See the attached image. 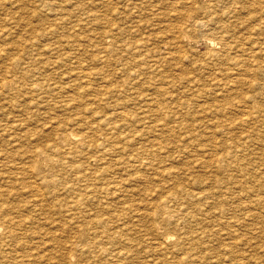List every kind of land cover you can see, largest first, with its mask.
Here are the masks:
<instances>
[{"label":"rangeland","instance_id":"374dc122","mask_svg":"<svg viewBox=\"0 0 264 264\" xmlns=\"http://www.w3.org/2000/svg\"><path fill=\"white\" fill-rule=\"evenodd\" d=\"M16 1L17 0H7V1L6 0H0V2H1L0 8L2 9V11L7 12V10H9L7 13H2V11L0 12V20H1L0 21V32H1V34H0L1 35L0 36V51H2V52H0V69L2 68L6 72L5 73L2 69L0 70V72L3 71L0 74H1L2 78H4V79H2L0 76V78L2 79V80L0 79V84L7 83L10 80L6 84V85H9V87H7L8 89L5 87H3V89L0 88L1 89L0 90L1 91L0 96L3 97L4 95H6L3 97V99H5V100H3V99L1 100V97H0V106H1L0 109H3V106H6L8 108L7 109L6 107H4V108H6V109H3L5 112L0 110V125H2V127H0V134L2 131L5 133L7 130H10V131L13 130L11 132L7 131L8 133L6 132V134H4L2 132V134L0 135V237H2V238H0V264H109V263L112 264L113 262H114V264H116L117 262H119V264H151V263L155 264V262L157 264H159V263L160 264H162V263L163 264L164 263L165 264H173L175 261H180L179 264H186L187 261H186L185 255H184L186 253L185 252L186 251V241H185V237L181 238L182 236L186 235V233H184L186 231V228H185L186 225H183L185 223H184V218L182 216L186 210V207H187L185 205V204H187V200L184 199V198H186L184 190L188 188V184H187L186 179L189 178L190 173L192 172L191 175H195V174L199 173L200 170H202L199 166H197V167L195 166L192 168V171L189 172V170H188L189 166L186 165V164H188V161H187L188 157L186 156V154H187L186 151L189 149L187 147L188 146L187 144H189L190 142H192L194 140L195 141L200 140L201 142H203L205 140H208V139L211 140L213 138L212 140L216 139L217 140L216 143H218V144H220V142H222L221 143L222 147H219L220 150L218 149L217 152H215V151L210 152V154L212 153V156L210 155L212 159L209 158L210 156H207L208 157L207 159L204 158V160H208V161L203 164V166L204 165L205 166H204L202 171H204L206 169L205 172L208 174L210 173L209 169L212 170L213 166L215 164H219V166L221 164V167L222 166L226 167V163H227V165H229V166L232 164L230 167L231 170H225L224 175H227V173H229V175L232 178H234V180H237V179L241 180L244 177L239 175L240 173L238 172L239 170H238L236 165L239 164L238 160H240V159L243 160V161L240 160V162L242 164V168H243L241 172H243L244 176H246V180L244 181L246 183L243 184L244 185L243 187H242V184H240V188L241 189L243 188L245 191H243L242 194L238 195L237 196L238 198L236 197L237 202L241 201L243 204L245 203L244 206L240 208V210H241V212L242 211L245 212V211H248V209L250 208L249 212H247L249 214L252 212H258V213L261 212V214L264 213V205H263L264 204V195H263L264 190L260 189L261 185H262L261 188H264V182H263L264 181L263 180L264 179V176H263L264 172L262 171L264 169V0H221L220 2H219V0L218 1L216 0L217 2H215V0H211L212 3L210 2V0H194V1L193 0H98V1H101V3L98 2L97 0H68L69 2H67V0H63V1L62 0H52L53 2L50 0H25V1H22V0L19 1L18 0L17 4H16ZM186 1H188V3H190V4H188ZM223 1H225L226 4L225 3L223 4ZM12 2H13V4H12ZM20 2L21 3L23 2L24 4L22 3V6H20L21 5V4H19ZM57 2H59V3L57 4ZM63 2L65 3V5H67L66 7H65ZM184 2H186V3L184 4ZM209 2H210V4H208ZM231 2H232V4H231ZM41 3H42V5H41ZM191 3H192V5H191ZM229 3L231 6L229 5ZM3 4H4V6H3ZM51 4H53V5H51ZM56 4H57V6H56ZM25 5H26V7H25L26 11H25V8L23 7ZM50 5H51V7H50ZM1 6H3V7H1ZM44 6L48 7L47 11H46V7L43 8ZM122 6H124V8H123L124 10L122 9ZM193 6L196 9H194ZM20 7L22 8V10ZM64 7H65V9H64ZM221 7H222V9H221ZM228 7L231 10L226 12V10H229ZM4 8H5V10H3ZM18 8L21 10L20 14H18V12H19ZM23 8H24V11H23ZM50 8L51 9L54 8V10L52 9V11H50ZM131 8H132V11L130 10ZM233 8L235 10H233ZM10 9H11L12 13H15V15L12 13L10 14V12H11ZM239 9L242 12V14H241V12H239ZM58 10H59V12H58ZM134 10L136 13L134 12ZM193 10H195V11L197 10V11L194 12ZM22 11L24 12L23 15L26 14L25 15L26 17L24 16L25 18L21 16ZM118 11H119V13H121V11H122L121 15L122 14H124V15L121 16L118 13ZM206 11L208 14L206 13L207 16H204L203 14H205ZM236 11H237V13H236ZM230 12H231V14H229ZM16 13L18 15H20L21 18H24V19L23 20L22 19L17 20L18 18L20 19V16H18ZM127 14H128V16H127ZM13 15L16 16L17 19H15V17ZM190 17H192V18H190ZM200 17H202V19ZM203 19L205 20V23H204ZM209 19H210V21H209ZM14 20H16V21L14 22ZM24 20H25V22H24ZM5 21H7V22H5ZM17 21H19V22H17ZM195 21L197 22L196 25H195ZM191 22H193L194 26ZM17 23H19V24H17ZM78 23H79L78 27L75 26ZM186 23H188V25L190 23L191 26L190 25L188 26ZM211 23H212V25H211ZM15 24H16V26H15ZM9 25H10V27H9ZM103 25H109V26H103ZM207 25H209V27ZM7 26H8V28H7ZM19 26L22 27V30H24V32L20 29L21 27L19 28ZM198 26H200L199 29H198ZM218 26H219V28H218ZM190 27H192V28H190ZM203 27H205V28L203 29ZM221 27H223V28H221ZM55 28H57V29H55ZM195 28H197V31ZM209 28L212 30L213 33L211 32V30ZM1 29H2V31H1ZM191 29L194 30L195 32L193 31V33H192ZM201 29H203V30H201ZM213 29H215V32ZM218 29H220V31L223 34H225V38H226L227 42H231V44H233L235 48H233L231 50H229L228 48H225V51L227 50L228 55L226 53L221 54L224 57V58L222 57L221 61H219L220 59H218V58H216V60H214V61H209V60H207L206 57L208 56L207 53L208 54L210 53L209 52L210 49H209V46L206 42L207 41L206 39H208L209 37L214 38L217 35V33L220 32V31H218ZM223 29H227L226 30L227 32ZM5 30L7 33L5 32ZM110 30H111V33H110ZM198 30H201L200 34H199ZM216 30L218 32H216ZM228 30L231 31V33L228 32ZM3 31H4L3 34H5L6 36L2 35ZM116 31H117V33H116ZM206 31H209V32H206ZM201 32L204 34H202ZM24 33H26V35ZM210 33H212L211 36H209ZM227 33H228V35L226 36ZM175 34H177V35L175 36ZM178 34H179V37L181 36L180 38H178ZM195 34H197L198 40L196 39ZM205 34H207V35H205ZM213 34H214V37H213ZM190 35H192L194 37V39H192L193 37H191V39H190ZM199 35H201V36H199ZM242 35H243V38H242ZM2 36H3V38H2ZM20 36H21L22 40L20 39ZM24 36H26V37L24 38ZM113 36H114V39L112 38ZM205 36H209V37L205 38ZM228 36H230V38ZM11 37H12V39H11ZM110 37L113 41L110 39ZM200 37H202V38L204 37L205 39L203 38V40H202ZM175 38H177V39H175ZM233 38H235V39H233ZM248 39L249 40L251 39L252 42L249 41ZM226 40H225V42H226ZM238 40H240V41L242 40V41L239 42ZM111 41H112V43H111ZM109 42L111 43V45ZM135 43H138V44H135ZM174 43H175V47H173ZM179 43H182L184 47L183 48L179 47V46H182ZM186 43H187V45H186ZM105 44H107V46L109 45L107 47V49H106ZM114 44L115 45L118 44V45L115 46ZM23 45H25V46L23 47ZM113 45H114V47H112ZM222 45L223 44H221V45L218 44L219 47L220 46L222 47V48L221 47L218 48L217 49L218 51H219V49H220V51L223 50ZM257 47H261V48H259L257 50ZM21 48L23 51L21 50ZM73 48H75V49H73ZM103 48H104V52L106 53V54H104V56H103V52H101V51H103ZM119 48H120V50H118ZM250 48H251V50H250ZM174 49L176 51H173ZM246 49H248V50H246ZM121 50H124V52ZM128 50H130V51H128ZM255 50L257 53L255 52ZM76 51H77V53H76ZM120 51L122 53H120ZM204 51H205V53H204ZM231 51H232V54H231ZM236 51H238V52H236ZM243 51H245L244 52L245 54H243ZM21 52H23L24 55ZM160 52L162 54H160ZM170 52L172 53L171 56H169L171 54ZM101 53H102V55H100ZM251 54H253L254 56ZM98 55H100V56H98ZM13 56H14V59H13ZM17 56H19V57H17ZM156 56H157V58H156ZM202 56H203V59H202ZM225 56L228 58H226ZM102 57H103V59H102ZM106 57H108L107 61L105 59ZM123 57H125V58H123ZM150 57H152V58H150ZM219 57H221V56L219 55ZM230 57L234 58L235 63L237 62V66L244 63L245 65L244 64H242V65L245 67H243L242 65H241L242 67L241 66H239V67L233 66V64L230 63V62H232L231 60H229ZM22 58L24 61L26 59L25 64H23L24 61L22 60ZM154 58L156 60H154ZM158 58H159V60L161 59L160 60L161 63H159L157 61ZM167 58H169V59H167ZM19 59H20V61H18ZM96 59L98 62L96 61ZM100 59H101V61H100ZM142 59H143V61H141ZM145 59L146 60L149 59V60L146 61ZM9 60H10V62H9ZM11 60H12V63L15 62L16 64L15 63L12 64ZM155 61H157V62H155ZM203 61H204L205 65L203 64ZM239 61H242V63L241 62L239 63ZM143 62H145V63H143ZM211 62L214 63V65L211 64ZM220 62H222V63H220ZM247 62H249L251 64H249ZM76 63H79V64H76ZM18 64L21 67L20 69H19V66H17ZM74 64H76V65L74 66ZM80 64H81V66H80ZM225 64H226V67L230 65L229 68L224 67ZM246 64H248L247 65L248 67L246 66ZM22 65H25V66H22ZM203 65H204V67H203ZM208 65H209V67H208ZM217 65L218 66L221 65V66H219V68H218ZM252 65H254L255 67L254 66L251 67ZM256 65L259 67V69ZM16 66H17V68H16ZM206 66L208 69L206 68ZM232 66L237 68V70L239 69V72L237 73V71ZM9 67H11V68H9ZM74 67H75V69H74ZM200 67H201V70H200ZM216 67L218 69H216ZM230 67L232 68V70L230 69ZM78 68H79V70L77 71ZM243 68H248L249 71H248V69L245 70ZM21 69H22V71H21ZM156 69H157V71H156ZM205 69H207L208 71ZM17 70H19V71H17ZM80 70H81V73H80ZM153 70H155V72ZM160 70L162 72H160ZM10 71L11 72L13 71V73L16 71L15 73L18 74L15 76L16 79L10 77V73H11ZM209 71H211V72L213 71V73L210 74ZM220 71H222V72L219 73ZM229 71H233V72H229ZM206 74H209V75H206ZM212 74H214V75L216 74V77L214 78V76H212ZM3 76L8 77V78H5ZM18 76H20V77H18ZM30 76H31V78H30ZM197 76L199 77V79H197L198 78ZM204 76H206L207 78ZM220 76H221V78H220ZM227 76H228V78H227ZM17 77L21 78V82H20V79H18ZM33 77H35V78H33ZM84 77H86V79ZM165 77H167V79ZM186 77H187V79H186ZM203 77H204V79H203ZM168 78L170 80H168ZM219 78L221 79V81L222 80L223 81L221 82ZM234 78H237V79L234 80ZM242 78H244L246 80H244ZM23 79L24 80L26 79V80L24 81ZM160 79H164L163 82ZM192 79H193V81L196 80L197 82H195V81L193 82ZM15 80H18L19 82L15 81ZM87 80H88V82H87ZM210 80H212V81H210ZM215 80H218L221 83V86H220L221 88L217 87V89L219 88L221 90L215 89L216 87H214V85L212 84V82ZM231 80L232 81L234 80V81L232 82ZM237 80L243 81L240 84V86L238 83L235 85V81L237 82ZM11 81H13V82H11ZM168 81H170V82H168ZM203 81L205 82L204 84H207V85H204L202 83ZM16 82H17V85H16ZM160 82H162V83H160ZM223 82L225 84H223ZM229 82H232V84L231 83L229 84ZM13 83H15V85H13ZM166 83H167V85H166ZM194 83H195V85H194ZM226 83H228V84H226ZM179 84H180V86H179ZM242 84H244V85H242ZM261 85H263V86H261ZM14 86H17V88L13 89V88H15ZM24 86H25V88H24ZM183 86H185V87H183ZM195 87H196V89H195ZM197 87H198L199 92L196 91ZM203 87H204V90H203ZM237 87H239V88H237ZM259 87H260V89H259ZM20 88H22V91ZM166 88H168V89H166ZM190 88H193V89H190ZM11 89L13 90L12 93L10 91ZM175 89H176V93H175ZM184 89L187 91H184ZM117 90H118V92H117ZM124 90H125V92H124ZM165 90L166 91L168 90L169 93L173 90L172 93H170L171 96L168 92H165ZM226 90L227 91L229 90L230 92L228 91L229 93H227ZM8 91H10V93ZM105 91H107V92H105ZM113 91H115V92H113ZM192 91L194 93H196V94L193 93L194 96L191 93ZM220 91L222 92V94ZM233 91H235V93H233ZM202 92H206V93H204L205 96L203 95ZM19 93H21V94H19ZM173 93H174L175 99H176V97L178 99L174 100ZM187 93L189 95L191 93V95L193 97L191 95L190 96L187 95ZM175 94H177V95H175ZM206 94L208 95V97ZM219 94L221 95V97L226 98V100L228 102H226L224 98L222 99L220 96H218ZM10 95H12L15 98L13 99V97H11ZM25 95H26V99H25ZM230 95H232V96L229 97ZM201 96L204 98L202 99ZM243 96L244 97L246 96L245 99ZM247 96L250 97L249 98L250 101H249V99H247L248 98ZM17 97L19 98V101H18ZM23 97H24V99H23ZM168 97H169V99H167ZM187 98H189L191 100V102H190V100L186 101ZM148 99H151V100H149V102H148ZM241 99H242V101L243 100L244 101L242 102ZM95 100H96V102H95ZM172 100H174L175 103ZM17 101L20 103V105H18L19 103ZM150 101H151V103H153V102L155 103V104H153L154 105L153 107H151L152 104L150 103ZM224 101H225V103H224ZM234 101L236 103H234ZM247 101H249V102H247ZM7 102H9V103H7ZM11 102H13V103H11ZM144 102H145V104H144ZM171 102L174 104H172ZM181 102H186V103L183 104ZM187 102H188V104H187ZM189 102L192 105H190ZM176 103L178 104V106ZM198 103L200 104L201 109H200V106L198 105ZM223 103H224V105H223ZM227 103H229V104H227ZM244 103H246V104H244ZM16 104H17V106H16ZM180 104H182V105H180ZM225 104H227V105L225 106ZM22 105H24V106H22ZM118 105L120 108L121 107L123 108L122 109V110H124L123 112H125L126 114L129 113L127 115L124 114L126 117H124L123 115L118 116L115 114L117 109L119 108ZM141 105L142 106L146 105V106L142 107ZM222 105H223V107H222ZM18 106H20V107H18ZM149 106L152 108V110H150L151 108ZM155 106H158V107H155ZM175 106H176L177 110H175L176 109ZM187 106L190 108H188ZM210 106L212 108H215L216 110L214 109V112H213V109ZM233 106H234V108H233ZM139 107L143 108L144 110L141 111V109ZM145 107H147V108H145ZM154 107H155V112H154ZM219 107H221V108H219ZM235 107L237 109V112L235 111L236 110ZM19 108L25 114L21 113ZM241 108H243V109H241ZM9 109L11 110V114H10ZM24 109H25V111H24ZM195 109H197L198 112ZM219 109H221V110H219ZM238 109H241V110L238 111ZM13 110H14V112H13ZM172 110H175V111H172ZM189 110H190V112H188ZM210 110H212V111H210ZM224 110H226L227 114ZM6 111H8L9 113ZM140 111L142 112L141 114H140ZM180 111H181V114L179 113ZM184 111H187L188 113L184 112ZM199 111H200V113H199ZM209 111H210V113H209ZM16 112H18L17 114H19V115L15 114ZM143 112H144V114H143ZM170 112H172L173 115ZM174 112H178L179 114L174 113ZM182 112H184V114H182ZM223 112H225V113H223ZM146 113L149 116H147ZM189 113H191V114L194 113V114L191 115ZM107 114H108V116H107ZM164 114H165V116H164ZM20 115H21V118L19 119ZM140 115H142V116H140ZM16 116H18L17 117L18 119L17 118L15 119ZM102 116H104V118ZM175 116L178 118L177 120H176ZM179 116H181V117H179ZM186 116H187V118H186ZM204 116H205V118H204ZM215 116L217 117V121H216ZM117 117H120L121 119L120 118L117 119ZM189 117L191 119L192 118L196 119V121L198 123L200 121L201 122L198 124V123H196L195 120H193V119L191 120ZM219 117L222 118V120H220ZM179 118H181V119H179ZM229 118H230V120H229ZM182 119H183L184 124L181 121ZM239 119H241V121ZM104 120H105V122H104ZM108 120H109V122H108ZM178 120L183 125L180 124V122H177ZM223 120H227L228 122L226 121V123H224ZM9 121L10 122L14 121V124H13L14 126H11L12 123H10ZM17 121L19 123H17ZM23 121H24V125L22 126L21 124H23ZM98 121H100V122H98ZM123 121L128 122V123H125ZM207 121L208 122L212 121V122L207 124ZM245 121H246V123H245ZM20 122H21V124H20ZM191 122L193 124L192 129H191V127H192ZM220 122H222V124ZM113 123H115L117 125H115V124L113 125ZM189 123L191 126V127L189 126L190 128L188 127ZM212 123L214 124L213 126H216V128L212 126ZM4 124H6V125H4ZM104 124L105 125L108 124V125L105 126ZM160 124H162V125L160 126ZM164 124H165V126H163ZM174 124L179 125V127H177ZM228 124H230L231 127H229ZM118 125L120 126V128L117 127ZM124 125H126V127ZM152 125H155V126L152 127ZM180 125H182V126H180ZM184 125L187 127H185ZM199 125H200V128H202V129H200L198 127ZM239 125H241V126H239ZM24 126H26V127L24 128ZM112 126L114 128H112ZM174 126H176L178 129L175 128ZM205 126L206 127L208 126V129ZM210 126H211V128H209ZM251 126H254V131H251L252 130ZM6 127L7 128L9 127V128L7 129ZM17 127H19V128H17ZM21 127H23V128H21ZM132 127L134 128L135 133L134 132L132 133V131H133ZM171 127L172 128L174 127V128L172 129ZM232 127H234L235 129ZM246 127H247V130H246ZM5 128L7 130H5ZM103 128L106 130L105 132H104ZM110 128L112 129V132H114V131H116V132L119 131V132L118 133H116V132L112 133ZM150 128L153 130H154V128L155 129L157 128V129H156V131L155 130L150 131ZM158 128H160V129L163 128V129H161V131L164 133H162ZM164 128H165V130H164ZM241 128H243V129H241ZM176 129L178 130V132L176 131ZM198 129H200L201 132ZM216 129L219 131H217ZM231 129H233L232 131L234 132V134H232L233 132L231 131ZM237 129H238V131H237ZM21 130H24V131L21 132ZM136 130L138 131L137 133H136ZM189 130H190V133H189ZM64 131L69 132L70 134L69 133L64 134L65 133ZM191 131H192V134H191ZM12 132L14 133L12 135L13 138H11ZM24 132L26 133L25 136L23 134ZM62 132H63V134H62ZM129 132H131V133H129ZM172 132H175V133H172ZM219 132H222V133L224 132V134L227 135L228 137L224 136V134L223 135L221 134L222 136H220ZM60 133L62 135H59ZM186 133L189 135H187ZM199 133H201L202 135ZM78 134H80V136H82V137H80ZM168 134L171 137L175 134L174 136L177 138H174V136H173V138H171L170 136H168ZM193 134H194V136H191ZM7 135L9 137V138L7 137L8 139L6 138ZM14 135H15V137H14ZM66 135H68V137H70L72 135H73L72 137L76 136L75 137L76 140L70 139L71 140L70 141L67 138H65ZM89 135L92 136L91 139H90L91 136L88 137ZM182 135H183V137H180ZM200 135L204 136L205 138L203 137V140H201L202 137L200 138ZM209 135L212 136V138H210ZM17 136L19 137V139ZM20 136L23 138H21ZM84 136L88 137V138H85ZM121 136H122V138H120ZM185 136H187V137H185ZM197 136L199 137L198 139H197ZM223 136L226 138H224ZM114 137H116V138H114ZM190 137H192V138H190ZM3 138H4V140H3ZM14 138H16V139H14ZM58 138H60V139H58ZM82 138H83V140H82ZM107 138H110L112 141H110V139L107 140ZM166 138L169 140H166ZM12 139H14L15 141ZM65 139H67V140L65 141ZM86 139H89V140H86ZM184 139H186V140H184ZM11 141H12V143H11ZM67 141H70V143ZM104 141H106V142H104ZM118 141H120V143ZM125 141H126V143H125ZM218 141H220V142H218ZM65 142H66V144L69 143L68 144L69 146L64 145ZM72 142H74V143H72ZM81 142H85L86 144L81 143ZM91 142H93V143H91ZM238 142H239V144H238ZM240 142H242V143H240ZM59 143H61V145ZM105 143H108V144H105ZM182 143H184V144H182ZM229 143H230V145H229ZM70 144L72 145V147L70 146ZM77 144H79V145H77ZM92 144H95L94 145L95 148ZM118 144H120V145H118ZM82 145H87V146H82ZM117 145H118V147H117ZM121 145H122V147L124 146L123 148L125 150H123ZM183 145H185L188 149ZM62 146L64 148H62ZM78 146H79V148H78ZM98 146H99V148H98ZM83 147H84L85 151H84ZM103 147L104 148L108 147V148H106L107 150H104ZM93 148H94V150H93ZM115 148H117V149L119 148L120 151H119V149L117 150ZM126 148H128V149H126ZM129 148H130V150H129ZM222 148H226V149H222ZM234 148H236V149H234ZM56 149L61 151L60 154L58 153L59 151ZM65 149H67V151H65ZM80 149H81V151H84V152L81 153ZM227 149H229L231 152H229V150L227 151ZM54 150H56L57 152ZM73 150H74V152H73ZM103 150L106 152H104ZM109 150H113V151L110 152ZM224 150H225V153L222 155H225V156L221 155V157H220V154L223 153ZM89 151H91V152H89ZM92 151H93V153L96 151L95 152L96 154L94 153V155H92L93 154ZM97 151H99V152H97ZM102 151L105 153V154L103 153V156L101 153ZM177 151L178 152L181 151L180 152L181 154L177 153ZM245 151H246V153H245ZM75 152H76V154H74ZM196 152L199 154L200 151L198 150ZM40 153H41V155H40ZM45 153H46V155H44ZM53 153H55V155ZM57 153L59 155H57ZM70 153H72L71 156H70ZM216 153H218L217 154L218 158L214 157V155ZM62 154H64L65 157ZM85 154H86V156H85ZM123 154H125V156ZM174 154H176V155H174ZM236 154L239 156L236 157ZM104 156H106L105 158H107V159L110 158L109 161H107V159H104ZM185 156L187 157L186 159L184 158ZM83 157L84 158L90 157V159L87 158L88 159L87 164L84 163L85 161H87V159L85 160ZM117 157H119L120 159ZM230 157L233 159H231ZM239 157H242V158H239ZM243 157H245V158H243ZM91 158H92V160H91ZM98 158H102V159L97 160ZM121 158L123 159V161H121L122 160ZM222 158H224V159H222ZM248 159H250V160L248 161ZM67 160H69V161H67ZM81 160H83V161H81ZM103 160L107 161V163H104L105 161H103ZM110 160H112V161H110ZM113 160H115V162ZM182 160L183 161L186 160L187 162L186 161L182 162ZM204 160H203V162H204ZM230 160H232V162L236 163V164L229 163V162H231ZM246 160H247L248 164L246 163ZM222 161H225V162H222ZM81 162H83V163H81ZM94 162L95 163L97 162L98 164L96 163L94 165L93 164ZM112 162L117 163V165L114 163L112 165ZM144 162H146V164ZM249 162H251V163L249 164ZM80 163H81V165L84 166V168L86 170L83 169V166L81 167L79 165ZM109 163H111V166L108 165ZM128 163H129V166L126 165ZM183 163H184V166H183ZM212 163H213V166H212ZM255 163H257V164H255ZM50 164H51V166H49ZM104 164H105V166H104ZM207 164H209V166H207ZM251 164H252V166H251ZM92 165H93V167H92ZM99 165L101 168H99ZM180 165H182V166H180ZM24 166H26V168ZM107 166L110 168V170H109V168H106ZM186 166H188V167H186ZM90 167H92V168H90ZM181 167L183 170L181 169ZM247 167H248V171L251 170L252 172L251 171L248 172L246 169ZM251 167L253 170L250 169ZM80 168L83 169V171L85 170L84 172L86 174L83 171H81ZM105 168H106V170H108L110 172H105V174H103L104 173L103 171H105L104 170ZM166 168H169L170 170L169 169L167 170ZM176 168H178V169L180 168L179 171ZM257 168H259V169H257ZM75 169H76V171H75ZM90 169H91V171H90ZM94 169H95V171H94ZM185 169L187 170V172ZM254 169L257 170V172H255ZM111 170H112V172H111ZM127 170H131V171H127ZM180 170H181V172H180ZM195 170H197V171L195 172ZM22 171H24V173ZM114 171H117L118 175ZM182 171H183V174H182ZM184 171L186 172L188 177H186L187 175L185 174ZM202 171H200L201 174H202ZM230 171H232V172H230ZM258 171H260V172H258ZM76 172H78V173H76ZM89 172H90V175H89ZM95 172L99 173V175L96 174ZM237 172L239 174H236ZM106 173H108V174H106ZM245 173H246V175H245ZM75 174H77V175H75ZM110 174L113 176H111ZM85 175L87 176V179L85 178ZM115 175H116V177L114 180ZM258 175H261L260 176L261 179L260 178L257 179ZM91 176H93V177H91ZM117 176H119V177H117ZM139 176H140V178H139ZM180 176H182V178ZM238 176H239V178H238ZM123 177H124V179L125 178H128V179L124 180ZM143 177L145 178V180ZM90 178L94 179V181H93L94 183H92L93 179H90ZM120 178H121V181L119 180ZM102 179H103V182H102ZM106 179H108V180H106ZM122 179H123V181H122ZM134 179H135V181H134ZM174 179L176 180V182L174 181ZM84 180H85V182H84ZM142 180H143V182H142ZM250 180L251 181L253 180L252 181L253 183ZM78 181L80 182L79 183L80 185L77 184ZM98 181H101V182L99 183ZM104 181H106V184ZM173 181L175 182L176 186L173 185L174 184ZM178 181H180V182H178ZM182 181L183 182L185 181L186 183L185 182L183 183ZM254 181L257 183H255ZM112 182H113V185H115V187L112 185ZM115 182H117V183H115ZM123 182H124V186H122ZM260 182H262V183H260ZM87 183L90 185V187L88 185L89 189L91 188L90 190L87 189L88 188ZM109 183H110V185H109ZM139 183H140V185L138 187L134 188V186L139 184ZM143 183H144V185L142 188ZM179 183H180V185H177ZM107 184L109 185V188H108ZM145 184H147V185H145ZM249 184H251V186H254L255 189L253 187H251ZM92 185H94V186H92ZM99 185H101V186H99ZM95 187H96V189H95ZM99 187H102L103 189L99 188ZM104 187H105V189H104ZM120 187H121V190H120ZM92 188H94L93 191H92ZM123 188H125L124 189L125 194L123 193L124 192ZM132 188L136 191H134ZM256 188L258 189V191H254V190H256ZM99 189H100V191H99ZM111 189H113V190H111ZM129 189H131V190H129ZM162 189H164V190H162ZM165 189H168V191ZM177 189H179L178 190L179 192L177 191ZM77 190H78V193H77ZM137 191H138L139 195L140 194H142V195L136 197L138 194L135 192H137ZM161 191L162 192L166 191V193L168 192L169 193V194L167 193L168 195H170V194L173 195V191H174V193L177 194V196L174 194L173 195L174 199L171 200V199H168L169 196L167 197V194L165 192L162 193ZM75 192H76V194H75ZM93 192H94V194H93ZM97 192L100 194V196H99V194H97ZM247 192H248L249 196L246 195ZM250 192H252V193H250ZM260 192L262 194H260ZM84 193H86V194L83 195ZM110 193H111V195H110ZM160 193L162 195H159ZM119 194L120 195L122 194L123 197L119 196ZM127 194L128 195L131 194L132 197L130 195L128 196ZM163 194H166V195H163ZM178 194L181 195V197H183V199ZM257 194L262 199L260 197L258 198ZM79 195H81V199H80ZM88 195H91V196H88ZM253 195L255 196V198L253 197ZM75 196H77V197H75ZM96 196L100 199H95ZM250 196H251V198H250ZM92 197H94V199ZM130 197H131V199H133V201H131ZM161 197L164 199H167L168 203L166 202V200H160V199H162ZM176 197H178V198H176ZM87 198H88V200H86ZM91 198H92V201H89V200H91ZM101 198H103V200H101ZM138 198H140V199H138ZM77 199H78V202H76ZM123 199L124 200L127 199L126 203H124ZM258 199H260L261 201ZM128 200H129V202H128ZM146 200H147V202H146ZM233 200H236V199L234 198ZM141 201L146 202V204L142 203ZM161 201H162V203H161ZM249 202H252L253 204H251V203L249 204ZM254 202H256V204ZM260 202H262V203H260ZM115 203H117V204H115ZM156 203L158 205H156ZM164 203H167L166 205L170 204V205H168L169 208H167L168 206H166ZM258 203H260V204H259V209L257 211L256 208H258V206H257ZM113 204L116 206L119 204L120 207L119 206L113 207ZM121 204H122V206H121ZM130 205H131V207H130ZM252 205H254V206H252ZM133 206H135L134 208H136V210L139 208L137 211H140L141 213L140 212L136 213L137 211L134 208H132ZM158 206H159V208H158ZM161 206H163V207H161ZM165 206H166V208H164ZM171 206H172V208H171ZM180 206L183 207V209L181 208L182 211L179 210ZM124 207H126V208H124ZM140 208H141V210H140ZM145 208H146V210H144ZM245 208H247V209H245ZM154 209L156 210V212L159 211L160 209H162L163 212H162V210H160L159 214L157 215L158 217H157L154 215V213H155ZM165 209H166V211H165ZM175 209L177 211L179 210L178 212H180V213H178ZM129 210H130V212L132 211L131 214H130ZM152 210L154 211V213ZM252 210H254V211H252ZM238 213L240 214V216L242 215L240 212H238ZM122 214L124 215V217L122 216ZM137 214H140V215H137ZM141 214L142 215L146 214L145 215L146 217L141 216ZM169 215H171V216H169ZM160 216H161V218H160ZM166 216L168 218H166ZM133 217H135V218L139 217L138 222H137V219H135ZM178 217H180V219ZM165 218H166V220H165ZM122 220H123V222H122ZM130 220H131V224L133 223L132 226L130 224ZM90 221H91V223L95 229L91 228L93 226L91 225ZM124 221L127 224L124 225V223H125ZM172 221L175 222L176 224L173 223ZM176 221H179V222H176ZM182 222H183V224H182ZM106 223H108V224H106ZM115 223L117 225H115ZM86 224H88V225H86ZM172 224H174V225H172ZM90 225H91V227H90ZM134 225H136V226H134ZM109 226H112V227H109ZM114 226L116 228L118 227L117 229H119V230H117ZM121 226H122V229H121ZM172 226H174V227H172ZM88 227H90L91 229ZM133 228H134V230H132ZM244 228H246L247 231ZM248 228H251V227L250 226L249 227L243 226V227H240V229H238L237 233H239L238 235H240V238H242V241H243L242 243H244V240H245V243H244L245 245L242 243H239V245H237L238 247H236L239 251L237 249H236V251L240 252V250H241V252L243 251L245 254H247V251L250 252V253H248L249 257L251 255V257L249 258L250 262L248 261L249 263L253 262L252 264H262V263L264 264V262H263L264 260L263 259L261 260L262 256L264 258V255H263L264 249L262 248V246H264L263 237L258 238L254 235L252 236V234H251L252 232H250V230H248ZM110 229H112V231H110ZM108 230L110 232H112V235ZM125 230L127 231V233H125ZM239 230H241V231H239ZM136 231H138V232H136ZM179 231H181V232H179ZM242 231L243 232L245 231V233H243L244 237H243V234L241 235ZM99 232H101V233H99ZM119 233H120V235H119ZM173 233H175V234H173ZM102 234H104V235H102ZM172 235L175 237H173ZM245 235H247L248 237L246 236L247 237L246 238ZM117 236L118 237L120 236V237L118 238ZM121 236L122 237L128 236V237L122 238ZM131 236H132L133 240H130V239H132ZM140 236H142V237H140ZM159 236H161V237H159ZM249 236L252 237L251 239L254 238V239H258V240L254 241V239H253V240L249 241L250 240ZM136 237H137V239H136ZM167 237H170V240H167ZM120 238H122V239H120ZM260 238H261V240L259 241ZM1 239H3V240H1ZM112 240H114L115 242L113 243ZM125 240L126 241L129 240V242L126 243ZM176 240L178 242H176ZM107 241L110 243H108ZM122 241L125 243H121ZM115 243H116V245H114ZM170 243H172V244H170ZM173 244L176 246H174ZM253 244H259V245L261 244V246H259V245L253 246ZM125 245H126V247H125ZM133 245L134 246L137 245L138 247L137 246L134 247ZM124 248H127L126 249L127 251ZM167 248H169V249L172 248L171 249L172 251L167 249ZM174 248L175 249L178 248V250H177L178 252L175 251ZM255 248H256V250H255ZM259 248H261V250ZM145 249H147L148 251ZM162 250L164 253L162 252ZM182 250H183V252H181ZM253 250H254V252H252ZM255 251H256V253H255ZM120 252H122V253H120ZM126 252H129V253H127V255H126ZM110 253H113V254L111 255ZM145 253H147V254H145ZM154 253H156L157 256H155L156 254L154 255ZM165 253H167L166 254L167 256L164 255ZM252 253H253V255H255V254L256 255L253 256ZM115 254H117V255H115ZM120 254L123 256H121ZM141 254H142V258H141ZM143 254L145 256H143ZM258 254L262 255V256L258 257L259 256ZM124 255L127 258H125ZM139 255H140V257H138ZM147 255L152 256L153 260L151 259L150 256H147ZM160 255H163L164 257L160 256ZM135 256H137V258ZM179 256L181 258H179ZM154 257H157V259ZM162 257H163V259H162ZM256 257L259 258L262 262L259 261ZM111 258H112V260H111ZM174 258H176L177 260ZM183 258L185 259V261ZM141 259L142 260L147 259L148 262H146V260L143 262ZM164 259H166V260H164ZM111 261H113V262H111ZM157 261H159V262H157ZM254 261H257V262L255 263ZM183 262H185V263H183ZM175 263H177V262H175ZM203 264H209V262L208 263L204 262Z\"/></svg>","mask_w":264,"mask_h":264},{"label":"bare ground","instance_id":"6f19581e","mask_svg":"<svg viewBox=\"0 0 264 264\" xmlns=\"http://www.w3.org/2000/svg\"><path fill=\"white\" fill-rule=\"evenodd\" d=\"M7 1V0H6ZM18 1V0H17ZM17 1H16V4H17ZM19 1H21V0H19ZM22 1H25V0H22ZM50 1H52V0H50ZM49 1V2H50ZM63 1V0H62ZM98 1V0H97ZM194 1V0H193ZM218 1V0H217ZM216 0H215V2H217ZM221 0H219V2H220ZM3 2V1H2ZM53 2V1H52ZM61 2V1H60ZM67 2H69L68 0H67ZM98 2H100L101 3V1H98ZM187 3H188V1H186ZM186 2H184V4L186 3ZM210 2H211V0H210ZM210 2L208 3V4H210ZM233 2V1H232ZM232 2H231V4H232ZM236 2V1H235ZM238 2V1H237ZM1 3V2H0ZM10 3V2H9ZM23 3V2H22ZM22 3L20 2L19 4H21L20 6H22ZM56 3V2H55ZM59 2H57V4H58ZM64 3V2H63ZM94 3V2H93ZM104 3V2H103ZM107 3V2H106ZM212 3V2H211ZM225 3V1H223V4ZM240 3V2H239ZM12 4H13V2H12ZM24 4V3H23ZM57 4H56V6H57ZM95 4V3H94ZM188 4H190V3H188ZM207 4V3H206ZM207 4V5H208ZM216 4V3H215ZM226 4V3H225ZM6 5V4H5ZM41 5H42V3H41ZM44 5V4H43ZM51 5H53V4H51ZM51 5H50V7H51ZM64 5H65V3H64ZM129 5V4H128ZM191 5H192V3H191ZM217 5V4H216ZM228 5V4H227ZM226 5V6H227ZM229 5H230V3H229ZM236 5V4H235ZM239 5V4H238ZM3 6H4V4H3ZM3 6H1V7H3ZM7 6V5H6ZM15 6V5H14ZM18 6V5H17ZM16 6V7H17ZM61 6V5H60ZM67 5H65V7H66ZM206 6V5H205ZM211 6V5H210ZM214 6V5H213ZM231 6V5H230ZM237 6V5H236ZM24 8L26 7V5L25 6H23ZM46 7V11H47V9H48V7L47 6H44L43 8H45ZM54 7V6H53ZM65 7H64V9H65ZM116 7V6H115ZM194 7V6H193ZM218 7V6H217ZM233 7V6H232ZM14 8V7H13ZM12 8V9H13ZM21 8V7H20ZM24 8H23V11H24ZM69 8V7H68ZM94 8V7H93ZM99 8V7H98ZM124 8V6H122V9ZM126 8V7H125ZM207 8V7H206ZM229 8V7H228ZM1 9V8H0ZM7 9V8H6ZM19 9V8H18ZM53 10H54V8H52ZM52 9L50 8V11H52ZM63 9V8H62ZM63 9V10H64ZM194 9H196L195 7H194ZM203 9V8H202ZM205 9V8H204ZM212 9V8H211ZM210 9V10H211ZM221 9H222V7H221ZM226 9V8H225ZM238 9V8H237ZM236 9V10H237ZM3 10H5V8L3 9ZM21 10H22V8H21ZM20 9H19V12H18V14H20V11H21ZM124 10V9H123ZM131 11H132V8L130 9ZM206 10V9H205ZM204 10V11H205ZM213 10V9H212ZM211 10V11H212ZM231 9L229 8V10H226V12H228V11H230ZM233 10H235L234 8H233ZM2 11V9L0 10V12ZM9 10H7V12H8ZM10 11H11V9H10ZM17 11V10H16ZM22 11V17H24L25 15H23V12ZM25 11H26V8H25ZM43 11V10H42ZM45 11V10H44ZM65 11V10H64ZM67 11V10H66ZM194 12H196L195 10H193ZM202 11V10H201ZM208 11V10H207ZM207 11L205 12V14H203L202 12V14L204 15V16H207L206 15V13H207ZM223 11V10H222ZM6 11L5 12H3L2 11V13H7ZM58 12H59V10H58ZM61 12V11H60ZM63 12V11H62ZM134 12H135V10H134ZM213 12V11H212ZM225 12V11H224ZM233 12V11H232ZM239 12H241L240 11V9H239ZM12 13V11L10 12V14ZM26 13V12H25ZM53 13V12H52ZM118 13H119V11H118ZM121 13H122V11H121ZM121 13H119L120 15H121ZM136 13V12H135ZM198 13V12H197ZM236 13H237V11H236ZM12 14H14L15 15V13H12ZM17 14V13H16ZM17 14V15H18ZM49 14V13H48ZM111 14V13H110ZM126 14V13H125ZM129 14V13H128ZM128 14H127V16H128ZM131 14V13H130ZM134 14V13H133ZM208 14V13H207ZM227 14V13H226ZM229 14H231V12L229 13ZM228 14V15H229ZM241 14H242V12H241ZM13 15V16H14ZM71 15V14H70ZM112 15V14H111ZM115 15V14H114ZM122 15H124V14H122ZM121 15V16H122ZM233 15V14H232ZM18 16H20V15H18ZM21 16H20V19L18 18H16V16H14L15 17V19H17V20H23L24 18H21ZM117 16V15H116ZM115 16V17H116ZM126 16V17H127ZM231 16V15H230ZM36 17V16H35ZM54 17V16H53ZM114 17V18H115ZM133 17V16H132ZM112 18V17H111ZM113 18V19H114ZM128 18V17H127ZM190 18H192V17H190ZM201 19H202V17H200ZM9 19V18H8ZM217 19V18H216ZM204 20V19H203ZM1 21V20H0ZM3 21V20H2ZM9 21V20H8ZM16 20H14V22H15ZM199 21V20H198ZM209 21H210V19H209ZM5 22H7V21H5ZM17 22H19V21H17ZM24 22H25V20H24ZM201 22V21H200ZM199 22V23H200ZM214 22V21H213ZM62 23V22H61ZM192 24H193V22H191ZM196 21H195V25H196ZM204 23H205V20H204ZM217 23V22H216ZM17 24H19V23H17ZM187 25H188V23H186ZM202 24V23H201ZM208 24V23H207ZM24 25V24H23ZM78 25H79V23L77 24V25H75V26H77L78 27ZM189 25L191 26V24L189 23ZM188 25V26H189ZM210 25V24H209ZM209 25H207L208 27H209ZM211 25H212V23H211ZM215 25V24H214ZM15 26H16V24H15ZM26 26V25H25ZM24 26V27H25ZM103 26H109V25H103ZM193 26H194V24H193ZM192 26V27H193ZM204 26V25H203ZM9 27H10V25H9ZM21 26H19V28H20ZM66 27V26H65ZM76 27V28H77ZM81 27V26H80ZM115 27V26H114ZM118 27V26H117ZM186 27V26H185ZM192 27H190V28H192ZM3 28V27H2ZM7 28H8V26H7ZM184 28V27H183ZM200 28V26H198V29ZM202 28V27H201ZM205 27H203V29H204ZM211 28V27H210ZM209 28V29H210ZM215 28V27H214ZM218 28H219V26H218ZM221 28H223V27H221ZM225 28V27H224ZM5 29V28H4ZM21 30H22V27L20 28ZM26 29V28H25ZM55 29H57V28H55ZM60 29V28H59ZM63 29V28H62ZM78 29V28H77ZM119 29V28H118ZM137 29V28H136ZM196 29V31H197V28H195ZM203 29H201V30H203ZM216 29V28H215ZM215 29H213L214 30V32H215ZM190 30V29H189ZM201 30H198L199 31V34H200V31ZM211 30V29H210ZM222 30V29H221ZM223 30H227V29H223ZM1 31H2V29H1ZM23 32H24V30H22ZM109 31V30H108ZM191 31H192V33H193V31L194 30H192L191 29ZM218 31H220V29H218ZM217 30H216V32H218ZM224 31V32H225ZM254 31V30H253ZM5 32H6V30H5ZM10 32V31H9ZM26 32V31H25ZM113 32V31H112ZM124 32V31H123ZM122 32V33H123ZM134 32V31H133ZM185 32V31H184ZM183 32V33H184ZM195 32V31H194ZM206 32H209V31H206ZM205 32V33H206ZM211 32H212V30H211ZM227 32V31H226ZM225 32V33H226ZM228 32H230L231 33V31H229L228 30ZM255 32V31H254ZM4 33V31L2 32V35L3 36H6L5 34H3ZM7 33V32H6ZM109 33V32H108ZM110 33H111V30H110ZM116 33H117V31H116ZM120 33V32H119ZM202 33V32H201ZM213 33V32H212ZM212 33H210L209 34V36H211V34ZM0 34H1V32H0ZM18 34V33H17ZM25 35H26V33H24ZM202 34H204V33H202ZM234 34V33H233ZM177 34H175V36H176ZM185 35V34H184ZM193 35V34H192ZM192 35H190V39H191V37H193ZM196 35V39H197V34H195ZM194 35V36H195ZM205 35H207V34H205ZM228 35V33L226 34V36ZM1 36V35H0ZM3 36H2V38H3ZM23 36V35H22ZM115 36V35H114ZM114 36L112 37L113 39H114ZM174 36V37H175ZM187 36V35H186ZM199 36H201V35H199ZM209 36H205V38L206 37H209ZM251 36V35H250ZM26 36H24V38H25ZM181 37V36H180ZM179 37V34H178V38H180ZM188 37V36H187ZM213 37H214V34H213ZM229 38H230V36H228ZM227 37V38H228ZM232 37V36H231ZM235 37V36H234ZM10 38V37H9ZM202 40H203V38L202 37H200ZM204 38V39H205ZM240 38V37H239ZM242 38H243V35H242ZM256 38V37H255ZM11 39H12V37H11ZM20 39L22 40V38H21V36H20ZM110 39H111V37H110ZM175 39H177V38H175ZM189 39V38H188ZM189 39V40H190ZM192 39H194V37L192 38ZM195 39V40H196ZM233 39H235V38H233ZM246 39V38H245ZM244 39V40H245ZM254 39V38H253ZM112 40V39H111ZM142 40V39H141ZM198 40V39H197ZM207 41V44H208V46H209V49H210V53L208 54L207 53V60H209V61H214V60H216V58H218V59H220L219 61H221L222 60V55L221 54H227L228 55V52H227V50L225 51V48H228L229 50H231V49H233V48H235L234 47V45L233 44H231V42H227V40H226V38H225V34H223L221 31L220 32H218L217 33V35L214 37V38H208V39H206ZM225 40H226V42H225ZM249 40V39H248ZM113 41V40H112ZM112 41H111V43H112ZM118 41V40H117ZM181 41V40H180ZM194 41V40H193ZM192 41V42H193ZM239 42H241L240 40H238ZM237 41V42H238ZM246 41V40H245ZM249 41H251V39L249 40ZM248 41V42H249ZM182 42V41H181ZM195 42V41H194ZM244 42V41H243ZM252 42V41H251ZM26 43V42H25ZM110 43V42H109ZM111 43H110V45H111ZM119 43V42H118ZM144 43V42H143ZM146 43V42H145ZM178 43V42H177ZM123 44V43H122ZM135 44H138V43H135ZM179 44H181L182 46H179V47H181V48H183L184 46H183V44L182 43H179ZM178 44V45H179ZM218 44H223L222 46H223V50H221L220 51V49H219V51L217 50L218 48H220L219 46H218ZM245 44V43H244ZM248 44V43H247ZM250 44V43H249ZM22 45V44H21ZM106 45V49H107V47L109 46H107V44H105ZM115 45V44H114ZM114 45L112 46V47H114ZM116 45H118V44H116ZM115 45V46H116ZM173 45V44H172ZM171 45V46H172ZM177 45V46H178ZM186 45H187V43H186ZM199 45V44H198ZM238 45V44H237ZM25 45H23V47H24ZM132 46V45H131ZM243 46V45H242ZM22 47V46H21ZM77 47V46H76ZM79 47V46H78ZM105 47V46H104ZM120 47V46H119ZM125 47V46H124ZM173 47H175V43H174V46ZM237 47V46H236ZM239 47V46H238ZM250 47V46H249ZM116 48V47H115ZM134 48V47H133ZM171 48V47H170ZM191 48V47H190ZM222 48V47H221ZM259 48H261V47H257V50L259 49ZM24 49V48H23ZM73 49H75V48H73ZM72 49V50H73ZM237 49V48H236ZM21 50H22V48H21ZM82 50V49H81ZM84 50V49H83ZM102 50V49H101ZM118 50H120V48L118 49ZM125 50V49H124ZM124 50H121V51H123L124 52ZM207 50V49H206ZM243 50V49H242ZM246 50H248V49H246ZM250 50H251V48H250ZM23 51V50H22ZM74 51V50H73ZM106 51V50H105ZM120 51V53H122ZM128 51H130V50H128ZM173 51H176L175 49L173 50ZM172 51V52H173ZM179 51V50H178ZM234 51V50H233ZM239 51V50H238ZM238 51H236V52H238ZM0 52H2V51H0ZM25 52V51H24ZM101 52H103V56H104V54H106L105 52H104V48H103V51H101ZM127 52V51H126ZM245 51H243V54H245L244 53ZM249 52V51H248ZM255 52H256V50H255ZM16 53V52H15ZM19 53V52H18ZM17 53V54H18ZM22 54H23V52H21ZM74 53V52H73ZM72 53V54H73ZM76 53H77V51H76ZM129 53V52H128ZM171 53V52H170ZM204 53H205V51H204ZM253 53V52H252ZM257 53V52H256ZM3 54V53H2ZM1 54V55H2ZM14 54V53H13ZM75 54V53H74ZM79 54V53H78ZM124 54V53H123ZM160 54H162L161 52H160ZM166 54V53H165ZM231 54H232V51H231ZM234 54V53H233ZM254 54V53H253ZM253 54H251V55H253ZM20 55V54H19ZM24 55V54H23ZM100 55H102V53L100 54ZM100 55H98V56H100ZM127 55V54H126ZM169 55V54H168ZM172 55V53L169 55V56H171ZM204 55V54H203ZM219 55L221 56V57H219ZM239 55V54H238ZM255 55V54H254ZM253 55V56H254ZM206 56V55H205ZM232 56V55H231ZM236 56V55H235ZM240 56V55H239ZM248 56V55H247ZM246 56V57H247ZM16 57V56H15ZM17 57H19V56H17ZM21 57V56H20ZM23 57V56H22ZM127 57V56H126ZM149 57V56H148ZM161 57V56H160ZM159 57V58H160ZM164 57V56H163ZM226 57V56H225ZM245 57V58H246ZM40 58V57H39ZM98 58V57H97ZM123 58H125V57H123ZM150 58H152V57H150ZM149 58V59H150ZM156 58H157V56H156ZM159 58H158V62L159 63H161L160 62V60H159ZM162 58V57H161ZM170 58V57H169ZM169 58H167V59H169ZM205 58V57H204ZM224 58V57H223ZM226 58H228V57H226ZM9 59V58H8ZM12 59V58H11ZM13 59H14V56H13ZM25 59V58H24ZM102 59H103V57H102ZM106 59V61H107V59H108V57H106L105 58ZM149 59H147V60H149ZM164 59V58H163ZM202 59H203V56H202ZM250 59V58H249ZM22 60H23V58H22ZM146 60V59H145ZM144 60V61H145ZM146 60V61H147ZM153 60V59H152ZM154 60H156L155 58H154ZM229 60H231L232 62H230V63H232L233 64V66H235V67H239V66H241L242 64H244V63H242V61H239V63L241 62L242 64L241 65H239V66H237V62L235 63V61H234V58H232V57H230L229 58ZM228 60V61H229ZM252 60V59H251ZM17 61V60H16ZM18 61H20V59L18 60ZM24 61V60H23ZM25 61H26V59H25ZM24 61V63L23 64H25L26 62ZM96 61H97V59H96ZM100 61H101V59H100ZM141 61H143V59L141 60ZM157 61H155V62H157ZM164 61V60H163ZM205 61V60H204ZM204 61H203V64H204ZM208 61V62H209ZM237 61V60H236ZM9 62H10V60H9ZM74 62V61H73ZM98 62V61H97ZM166 62V61H165ZM227 62V61H226ZM245 62V61H244ZM11 63H12V60H11ZM13 63H15V62H13ZM12 63V64H13ZM18 63V62H17ZM35 63V62H34ZM104 63V62H103ZM143 63H145V62H143ZM150 63V62H149ZM220 63H222V62H220ZM225 63V62H224ZM229 63V62H228ZM246 63V62H245ZM247 63H249V62H247ZM16 64V63H15ZM20 64V63H19ZM19 64L17 65V66H19ZM76 64H79V63H76ZM76 64H74V66L76 65ZM158 64V63H157ZM202 64V63H201ZM211 64H213L214 65V63H212L211 62ZM227 64V63H226ZM226 64H225V66L224 67H226ZM249 64H251V63H249ZM256 64V63H255ZM198 65V64H197ZM200 65V64H199ZM205 65V64H204ZM204 65H203V67H204ZM245 65V64H244ZM248 64H246V66H247ZM17 66H16V68H17ZM22 66H25V65H22ZM78 66V65H77ZM80 66H81V64H80ZM216 66V65H215ZM214 66V67H215ZM219 66H221V65H219ZM219 66L217 65V67L219 68ZM230 66V65H229ZM229 66H227L228 68H229ZM232 66V67H233ZM243 66V65H242ZM241 66V67H242ZM254 65H252L251 67H253ZM257 66V65H256ZM79 67V66H78ZM139 67V66H138ZM141 67V66H140ZM202 67V66H201ZM201 67H200V70H201ZM208 67H209V65H208ZM212 67V66H211ZM210 67V68H211ZM216 67V69H218ZM226 67V68H227ZM235 67H233L236 71H237V73L239 72V69L237 70V68H235ZM240 67V68H241ZM243 67H245V66H243ZM248 67V66H247ZM255 67V66H254ZM258 67V66H257ZM262 67V66H261ZM6 68V67H5ZM9 68H11V67H9ZM21 67L19 66V69H20ZM142 68V67H141ZM206 68H207V66H206ZM213 68V67H212ZM221 68V67H220ZM250 68V67H249ZM2 69V68H1ZM0 69V70H1ZM74 69H75V67H74ZM83 69V68H82ZM81 69V70H82ZM117 69V68H116ZM199 69V68H198ZM197 69V70H198ZM208 69V68H207ZM207 69H205V70H207ZM230 69L232 70V68L230 67ZM233 69V70H234ZM243 69H248V68H243ZM258 69H259V67H258ZM257 69V70H258ZM3 71H4V69H2ZM6 70V69H5ZM12 70V69H11ZM79 70V68L77 69V71ZM81 70H80V73H81ZM225 70V69H224ZM3 71H1V72H3ZM14 71V70H13ZM13 71L10 73V77L11 78H15L16 79V75H18V74H16L15 72L13 73ZM17 71H19V70H17ZM21 71H22V69H21ZM26 71V70H25ZM154 72H155V70H153ZM156 71H157V69H156ZM159 71V70H158ZM208 71V70H207ZM219 71V70H218ZM228 71V70H227ZM248 71H249V69H248ZM253 71V70H252ZM255 71V70H254ZM0 72V73H1ZM5 72V71H4ZM87 72V71H86ZM160 72H162L161 70H160ZM203 72V71H202ZM210 72V74L211 73H213V71L211 72V71H209ZM222 71H220L219 73H221ZM226 72V71H225ZM229 72H233V71H229ZM6 73V72H5ZM20 73V72H19ZM89 73V72H88ZM152 73V72H151ZM157 73V72H156ZM236 73V74H237ZM241 73V72H240ZM3 74V73H2ZM26 74V73H25ZM78 74V73H77ZM86 74V73H85ZM92 74V73H91ZM98 74V73H97ZM223 74V73H222ZM24 75V74H23ZM36 75V74H35ZM159 75V74H158ZM206 75H209V74H206ZM235 75V74H234ZM238 75V74H237ZM0 76H1V74H0ZM25 76V75H24ZM80 76V75H79ZM84 76V75H83ZM87 76V75H86ZM97 76V75H96ZM99 76V75H98ZM212 76H214V78L216 77V74L214 75V74H212ZM225 76V75H224ZM3 77H5V76H3ZM18 77H20V76H18ZM17 77V78H18ZM89 77V76H88ZM158 77V76H157ZM170 77V76H169ZM198 77V76H197ZM204 77H206V76H204ZM204 77H203V79H204ZM218 77V76H217ZM233 77V76H232ZM1 78H2V76H1ZM0 78V79H1ZM5 78H8V77H5ZM30 78H31V76H30ZM33 78H35V77H33ZM85 79H86V77H84ZM161 78V77H160ZM166 79H167V77H165ZM171 78V77H170ZM207 78V77H206ZM220 78H221V76H220ZM219 78V79H220ZM227 78H228V76H227ZM2 79H4V78H2ZM1 79V80H2ZM18 79H20V82H21V78H18ZM84 79V80H85ZM97 79V78H96ZM157 79V78H156ZM165 79V80H166ZM186 79H187V77H186ZM196 79V78H195ZM197 79H199V77L197 78ZM196 79V80H197ZM218 79V78H217ZM237 78H234V80H236ZM242 79H244V78H242ZM12 80V79H11ZM24 80V79H23ZM26 80V79H25ZM24 80V81H25ZM162 82H163V80L164 79H160ZM168 80H170L169 78H168ZM191 80V79H190ZM196 80H194L195 82H197ZM233 80V81H234ZM244 80H246V79H244ZM6 81V80H5ZM10 81V80H9ZM8 81V82H9ZM15 81H18V80H15ZM192 81H193V79H192ZM193 81V82H194ZM207 81V80H206ZM210 81H212V80H210ZM220 81H221V79H220ZM223 81V80H222ZM221 81V82H222ZM232 81V80H231ZM232 81V82H233ZM7 82V81H6ZM7 82V83H8ZM11 82H13V81H11ZM10 82V83H11ZM19 82V81H18ZM87 82H88V80H87ZM162 82H160V83H162ZM168 82H170V81H168ZM167 82V83H168ZM186 82V81H185ZM190 82V81H189ZM226 82V81H225ZM232 82H229V84L231 83L232 84ZM243 81H241V80H237V82L235 81V85L238 83L239 84V86H240V84L242 83ZM7 83H2V84H0V88H2L3 89V87H5V88H7V87H9V85H6ZM26 83V82H25ZM167 83H166V85H167ZM178 83V82H177ZM181 83V82H180ZM188 83V82H187ZM192 83V82H191ZM190 83V84H191ZM203 84L205 83L204 81L202 82ZM248 83V82H247ZM19 84V83H18ZM22 84V83H21ZM27 84V83H26ZM31 84V83H30ZM171 84V83H170ZM173 84V83H172ZM193 84V83H192ZM209 84V83H208ZM212 84L214 85V87H216L215 89H217V87H220L221 86V83L218 81V80H215V81H213L212 82ZM211 84V85H212ZM223 84H225L224 82H223ZM222 84V85H223ZM226 84H228V83H226ZM13 85H15V83H13ZM16 85H17V82H16ZM24 85V84H23ZM169 85V84H168ZM176 85V84H175ZM194 85H195V83H194ZM204 85H207V84H204ZM203 85V86H204ZM210 85V84H209ZM242 85H244V84H242ZM19 86V85H18ZM21 86V85H20ZM29 86V85H28ZM31 86V85H30ZM162 86V85H161ZM179 86H180V84H179ZM261 86H263V85H261ZM15 88H13V89H16L17 88V86H14ZM177 87V86H176ZM183 87H185V86H183ZM189 87V86H188ZM201 87V86H200ZM213 87V88H214ZM24 88H25V86H24ZM173 88V87H172ZM178 88V87H177ZM202 88V87H201ZM200 88V89H201ZM212 88V89H213ZM221 88V87H220ZM237 88H239V87H237ZM250 88V87H249ZM8 89V88H7ZM21 89V91H22V88H20ZM164 89V88H163ZM166 89H168V88H166ZM180 89V88H179ZM190 89H193V88H190ZM195 89H196V87H195ZM219 89V88H218ZM217 89V90H218ZM225 89V88H224ZM229 89V88H228ZM259 89H260V87H259ZM1 90V89H0ZM123 90V89H122ZM170 90V89H169ZM189 90V89H188ZM203 90H204V87H203ZM209 90V89H208ZM219 90H221V89H219ZM232 90V89H231ZM237 90V89H236ZM11 91V93H12V89L10 90ZM10 91H8L9 93H10ZM17 91V90H16ZM15 91V92H16ZM20 91V92H21ZM108 91V90H107ZM107 91H105V92H107ZM112 91V90H111ZM130 91V90H129ZM173 91V90H172ZM172 91L170 92V93H172ZM181 91V90H180ZM184 91H187V90H185L184 89ZM191 91V90H190ZM194 91V90H193ZM191 92L192 93V95H193V93L194 92ZM196 91H198V87H197V90ZM202 91V90H201ZM200 91V92H201ZM206 91V90H205ZM225 91V90H224ZM227 91V90H226ZM229 91V90H228ZM227 91V93H229ZM240 91V90H239ZM1 92V91H0ZM6 92V91H5ZM4 92V93H5ZM19 92V91H18ZM113 92H115V91H113ZM117 92H118V90H117ZM122 92V91H121ZM124 92H125V90H124ZM165 92H168V90L166 91L165 90ZM178 92V91H177ZM183 92V91H182ZM181 92V93H182ZM199 92V91H198ZM219 92V91H218ZM221 92V91H220ZM3 93V94H4ZM7 93V92H6ZM8 93V94H9ZM112 93V92H111ZM123 93V92H122ZM169 93V92H168ZM169 93V94H170ZM175 93H176V89H175ZM191 93H190V95H191ZM203 93V95H204V93H206V92H202ZM233 93H235V91H233ZM2 94V95H3ZM19 94H21V93H19ZM18 94V95H19ZM28 94V93H27ZM113 94V93H112ZM132 94V93H131ZM167 94V93H166ZM165 94V95H166ZM194 94H196V93H194ZM209 94V93H208ZM221 94H222V92H221ZM232 94V93H231ZM14 95V94H13ZM108 95V94H107ZM168 95V94H167ZM175 95H177V94H175ZM180 95V94H179ZM186 95V94H185ZM187 95H189L188 93H187ZM189 95V96H190ZM191 95V96H192ZM202 95V94H201ZM202 95V96H203ZM207 95V94H206ZM224 95V94H223ZM222 95V96H223ZM4 96H6V95H4ZM3 96V97H4ZM11 97H13L12 95H10ZM20 96V95H19ZM18 96V97H19ZM24 96V95H23ZM170 96H171V94H170ZM169 96V97H170ZM194 96V95H193ZM192 96V97H193ZM201 96V97H202ZM205 96V95H204ZM214 96V95H213ZM218 96H220L221 97V95L219 94ZM232 95H230L229 97H231ZM1 97V100L3 99V97L2 96H0ZM17 97V98H18ZM106 97V96H105ZM151 97V96H150ZM167 97V96H166ZM169 97L167 98V99H169ZM173 97H174V93H173ZM207 97H208V95H207ZM215 97V96H214ZM244 97V96H243ZM246 97V96H245ZM245 97H244V99H245ZM248 97V96H247ZM15 97H13V99H14ZM152 98V97H151ZM191 98V97H190ZM196 98V97H195ZM204 97H202V99H203ZM222 99L224 98V97H221ZM250 97H248L247 99H249ZM21 99V98H20ZM23 99H24V97H23ZM25 99H26V95H25ZM132 99V98H131ZM166 99V100H167ZM173 99V98H172ZM176 99H178L177 97H176ZM175 99V97H174V100H176ZM206 99V98H205ZM204 99V100H205ZM225 99V101L226 102H228L227 100H226V98H224ZM243 99V98H242ZM242 99H241V101H242ZM3 100H5V99H3ZM16 100V99H15ZM100 100V99H99ZM130 100V99H129ZM149 100H151V99H148V102H149ZM174 100H172L173 102H174ZM188 100H190L189 98H187L186 99V101H188ZM12 101V100H11ZM18 101H19V98H18ZM17 101V102H18ZM153 101V100H152ZM196 101V100H195ZM199 101V100H198ZM202 101V100H201ZM225 101H224V103H225ZM240 101V100H239ZM244 101V100H243ZM242 101V102H243ZM249 101H250V99H249ZM249 101H247V102H249ZM16 102V103H17ZM24 102V101H23ZM95 102H96V100H95ZM190 102H191V100H190ZM190 102H189V104H190ZM238 102V101H237ZM7 103H9V102H7ZM11 103H13V102H11ZM19 103V102H18ZM150 103H151V101H150ZM149 103V104H150ZM169 103V102H168ZM172 103V102H171ZM175 103V102H174ZM174 103H172V104H174ZM181 103H186V102H181ZM222 103V102H221ZM224 103H223V105H224ZM234 103H236L235 101H234ZM241 103V102H240ZM239 103V104H240ZM119 104V103H118ZM124 104V103H123ZM144 104H145V102H144ZM152 105H151V107H153L154 105L153 104H155L154 102L153 103H151ZM177 104V103H176ZM187 104H188V102H187ZM227 104H229V103H227ZM227 104H225V106L227 105ZM232 104V103H231ZM230 104V105H231ZM238 104V103H237ZM243 104V103H242ZM244 104H246V103H244ZM11 105V104H10ZM18 105H20V103L18 104ZM147 105V104H146ZM146 105H144V106H146ZM180 105H182V104H180ZM190 105H192V104H190ZM195 105V104H194ZM193 105V106H194ZM197 105V104H196ZM198 105L200 106V104L198 103ZM197 105V106H198ZM223 105H222V107H223ZM12 106V105H11ZM16 106H17V104H16ZM22 106H24V105H22ZM142 106V105H141ZM144 106H142V107H144ZM177 106H178V104H177ZM186 106V105H185ZM221 106V105H220ZM1 107V106H0ZM4 107H6V106H3V109H6V108H4ZM18 107H20V106H18ZM26 107V106H25ZM118 107H119V105H118ZM150 107V106H149ZM150 107V108H151ZM155 107H158V106H155ZM155 107H154V112H155ZM174 107V106H173ZM184 107V106H183ZM188 107V106H187ZM211 107V106H210ZM242 107V106H241ZM140 108V107H139ZM145 108H147V107H145ZM172 108V107H171ZM175 108H176V106H175ZM182 108V107H181ZM185 108V107H184ZM188 108H190V107H188ZM212 108V107H211ZM219 108H221V107H219ZM230 108V107H229ZM233 108H234V106H233ZM3 109H0V110H2L3 112H5ZM8 109V108H7ZM15 109V108H14ZM18 109V108H17ZM112 109V108H111ZM123 108L121 107H119L118 109H117V111H116V115H123L124 117H126L124 114H126L125 112H123L124 110H122ZM141 109V111H143L144 109L143 108H140ZM186 109V108H185ZM198 109V108H197ZM197 109H195L196 111H197ZM200 109H201V106H200ZM203 109V108H202ZM209 109V108H208ZM213 109V112H214V109L215 108H212ZM227 109V108H226ZM232 109V108H231ZM235 109H236V107H235ZM241 109H243V108H241ZM241 109H238V111L239 110H241ZM10 110V109H9ZM19 110H20V108H19ZM147 110V109H146ZM149 110V109H148ZM150 110H152V108L150 109ZM149 110V111H150ZM157 110V109H156ZM175 110H177V108L175 109ZM175 110H172V111H175ZM179 110V109H178ZM187 110V109H186ZM216 110V109H215ZM219 110H221V109H219ZM218 110V111H219ZM16 111V110H15ZM21 111V110H20ZM24 111H25V109H24ZM140 111V114L142 113ZM171 111V110H170ZM182 111V110H181ZM181 111L179 112L180 114H181ZM194 111V110H193ZM208 111V110H207ZM210 111H212V110H210ZM210 111H209V113H210ZM217 111V112H218ZM225 112H226V110H224ZM236 112H237V109L235 110ZM6 112H8V111H6ZM13 112H14V110H13ZM127 112V111H126ZM146 112V111H145ZM169 112V111H168ZM184 112H187V111H184ZM184 112H182V114H184ZM188 112H190V110L188 111ZM187 112V113H188ZM198 112V111H197ZM220 112V111H219ZM222 112V111H221ZM225 112H223V113H225ZM229 112V111H228ZM9 113V112H8ZM18 112H16L15 114H17ZM21 113H24V112H22L21 111ZM20 113V114H21ZM148 113V112H147ZM147 113H146V115H147ZM171 114H172V112H170ZM174 113H178V112H174ZM178 113V114H179ZM199 113H200V111H199ZM212 113V112H211ZM230 113V112H229ZM239 113V112H238ZM241 113V112H240ZM243 113V112H242ZM10 114H11V110H10ZM14 114V115H15ZM25 114V113H24ZM127 114H129V113H127ZM126 114V115H127ZM132 114V113H131ZM143 114H144V112H143ZM142 114V115H143ZM150 114V113H149ZM170 114V115H171ZM189 114H191V113H189ZM192 114H194V113H192ZM191 114V115H192ZM226 114H227V112H226ZM17 115H19V114H17ZM110 115V114H109ZM142 115H140V116H142ZM173 115V114H172ZM196 115V114H195ZM194 115V116H195ZM201 115V114H200ZM221 115V114H220ZM219 115V116H220ZM11 116V115H10ZM107 116H108V114H107ZM106 116V117H107ZM147 116H149V115H147ZM164 116H165V114H164ZM168 116V115H167ZM178 116V115H177ZM184 116V115H183ZM252 116V115H251ZM18 116H16L15 117V119L17 118ZM103 118H104V116H102ZM115 117V116H114ZM176 117V116H175ZM179 117H181V116H179ZM185 117V116H184ZM197 117V116H196ZM216 117V116H215ZM21 118V115H20V117H19V119ZM116 118V117H115ZM118 118H120V117H117V119ZM186 118H187V116H186ZM185 118V119H186ZM190 118V117H189ZM199 118V117H198ZM201 118V117H200ZM204 118H205V116H204ZM247 118V117H246ZM10 119V118H9ZM8 119V120H9ZM18 119V118H17ZM121 119V118H120ZM123 119V118H122ZM125 119V118H124ZM173 119V118H172ZM178 118L176 117V120H177ZM179 119H181V118H179ZM184 119V120H185ZM191 119V118H190ZM193 120H195L196 121V119H194V118H192ZM191 119V120H192ZM208 119V118H207ZM213 119V118H212ZM211 119V120H212ZM219 119L220 120H222V118H220L219 117ZM218 119V120H219ZM228 119V118H227ZM11 120V119H10ZM23 120V119H22ZM21 120V121H22ZM99 120V119H98ZM101 120V119H100ZM175 120V121H176ZM209 120V119H208ZM215 120V119H214ZM219 120V121H220ZM229 120H230V118H229ZM240 121H241V119H239ZM246 120V119H245ZM15 121V120H14ZM14 121L13 122H10V123H12V125L11 126H14L13 124H14ZM97 121V120H96ZM119 121V120H118ZM152 121V120H151ZM182 122H183V119L181 120ZM187 121V120H186ZM213 121V120H212ZM211 121V122H212ZM216 121H217V117H216ZM226 121L227 120H223V122L224 123H226ZM232 121V120H231ZM239 121V122H240ZM16 122V121H15ZM98 122H100V121H98ZM97 122V123H98ZM103 122V121H102ZM104 122H105V120H104ZM108 122H109V120H108ZM107 122V123H108ZM122 122V121H121ZM123 122H125V121H123ZM173 122V121H172ZM177 122H180L179 120L177 121ZM201 122V121H200ZM199 122V123H200ZM211 122H208L207 121V124L208 123H211ZM228 122V121H227ZM234 122V121H233ZM237 122V121H236ZM9 123V124H10ZM17 123H19L18 121H17ZM125 123H128V122H125ZM196 123H198L197 121H196ZM198 123V124H199ZM219 123V122H218ZM221 124H222V122H220ZM230 123V122H229ZM245 123H246V121H245ZM20 124H21V122H20ZM101 124V123H100ZM110 124V123H109ZM115 123H113V125H114ZM180 124H182L181 122H180ZM183 124H184V122H183ZM182 124V125H183ZM197 124V125H198ZM220 124V125H221ZM233 124V123H232ZM240 124V123H239ZM4 125H6V124H4ZM3 125V126H4ZM8 125V124H7ZM22 126L24 125V121H23V124H21ZM105 125V124H104ZM108 125V124H107ZM107 125H105V126H107ZM115 125H117V124H115ZM158 125V124H157ZM162 124H160V126H161ZM169 125V124H168ZM172 125V124H171ZM174 125H176V124H174ZM182 125H180V126H182ZM193 124H192V122H191V126H192ZM201 125V124H200ZM200 125L198 126L199 128H200ZM203 125V124H202ZM214 124L212 123V126H213ZM234 125V124H233ZM237 125V124H236ZM243 125V124H242ZM97 126V125H96ZM102 126V125H101ZM122 126V125H121ZM125 127H126V125H124ZM147 126V125H146ZM151 126V125H150ZM153 126H155V125H152V127ZM159 126V125H158ZM163 126H165V124L163 125ZM177 127H179V125H176ZM176 126H174L175 128H177ZM185 126V125H184ZM190 126V123L188 124V127ZM190 126V127H191ZM228 126L229 127H231L230 126V124H228ZM239 126H241V125H239ZM249 126V125H248ZM247 126V127H248ZM0 127H2V125H0ZM10 127V126H9ZM8 127V128H9ZM26 126H24V128H25ZM103 127V126H102ZM116 127V126H115ZM118 128H120V126L118 125L117 126ZM173 127V128H174ZM185 127H187V126H185ZM189 127V128H190ZM206 127V126H205ZM213 127H215L216 128V126H213ZM212 127V128H213ZM219 127V126H218ZM217 127V128H218ZM223 127V126H222ZM227 127V126H226ZM247 127H246V130H247ZM7 128V127H6ZM5 128V130H7ZM17 128H19V127H17ZM16 128V129H17ZM21 128H23V127H21ZM112 128H114L113 126H112ZM133 128V127H132ZM169 128V127H168ZM172 128V127H171ZM170 128V129H171ZM172 128V129H173ZM193 128V126L191 127V129ZM195 128V127H194ZM207 129H208V126L206 127ZM209 128H211V126L209 127ZM232 128H234V127H232ZM237 128V127H236ZM4 129V128H3ZM15 129V128H14ZM104 129V128H103ZM111 129V128H110ZM157 129V128H156ZM156 129L154 128V130L156 131ZM160 131H161V129H163V128H158ZM178 129V128H177ZM176 129V131L178 132V130ZM200 129H202V128H200ZM200 129H198V130H200ZM214 129V128H213ZM221 129V128H220ZM228 129V128H227ZM235 129V128H234ZM241 129H243V128H241ZM240 129V130H241ZM249 129V128H248ZM251 131H254V126H251ZM100 130V129H99ZM98 130V131H99ZM133 131H132V133L134 132V128L132 129ZM138 130V129H137ZM136 130V133L138 132ZM151 130H153V129H151L150 128V131ZM153 130V131H154ZM164 130H165V128H164ZM163 130V131H164ZM169 130V129H168ZM175 130V129H174ZM173 130V131H174ZM180 130V129H179ZM183 130V129H182ZM181 130V131H182ZM217 130V129H216ZM233 129H231V131H232ZM239 130V131H240ZM7 131H10V130H7ZM6 131V132H7ZM11 131H13V130H11ZM10 131V132H11ZM24 130H21V132H23ZM93 131V130H92ZM101 131V130H100ZM106 130L104 129V132H105ZM131 131V130H130ZM152 131V132H153ZM213 131V130H212ZM215 131V130H214ZM217 131H219V130H217ZM221 131V130H220ZM224 131V130H223ZM237 131H238V129H237ZM3 132V131H2ZM2 132H1V134H2ZM6 132L4 133V134H6ZM17 132V131H16ZM15 132V133H16ZM19 132V131H18ZM26 132V131H25ZM23 133L24 134V136L26 135V133ZM65 132V131H64ZM94 132V131H93ZM111 132H112V129H111ZM114 132H116V131H114ZM114 132H112V133H114ZM119 131H117L116 133H118ZM162 132V131H161ZM176 132V133H177ZM200 132H201V130H200ZM233 132V131H232ZM8 133V132H7ZM68 134L69 132H65L64 134ZM115 133V134H116ZM122 133V132H121ZM120 133V134H121ZM129 133H131V132H129ZM135 133V132H134ZM162 133H164V132H162ZM166 133V132H165ZM172 133H175V132H172ZM183 133V132H182ZM189 133H190V130H189ZM220 134V136H222L223 134H224V132L222 133V132H219ZM229 133V132H228ZM231 133V132H230ZM243 133V132H242ZM0 134V135H1ZM14 133L12 132V134H11V138H13L12 137V135H13ZM17 134V133H16ZM21 134V133H20ZM62 134H63V132H62ZM61 133L59 134V135H62ZM70 134V133H69ZM102 134V133H101ZM105 134V133H104ZM111 134V133H110ZM187 134V133H186ZM185 134V135H186ZM191 134H192V131H191ZM199 134H201V133H199ZM198 134V135H199ZM206 134V133H205ZM222 134V135H221ZM227 134V133H226ZM232 134H234V132L232 133ZM75 135V134H74ZM79 136H80V134H78ZM107 135V134H106ZM109 135V134H108ZM118 135V134H117ZM175 135V134H174ZM173 135V136H174ZM187 135H189V134H187ZM202 135V134H201ZM200 135V138L202 137V139L201 140H203V137L204 136H201ZM229 135V134H228ZM10 136V135H9ZM19 136V135H18ZM17 136V137H18ZM22 136V135H21ZM20 136V137H21ZM73 136V135H72ZM72 136H70V137H68V135H66V137L65 138H67L68 140H76L75 139V137H72ZM91 135H89L88 137H90ZM110 136V135H109ZM120 136V135H119ZM118 136V137H119ZM167 136V135H166ZM168 136H170L169 134H168ZM167 136V137H168ZM173 136L171 137V138H173ZM191 136H194V134L193 135H191ZM206 136V135H205ZM210 136V135H209ZM208 136V137H209ZM218 136V135H217ZM224 136H227V135H225L224 134ZM223 136V137H224ZM234 136V135H233ZM5 137V136H4ZM8 137V135L6 136V138ZM14 137H15V135H14ZM57 137V136H56ZM80 137H82V136H80ZM85 137V136H84ZM88 137H85V138H88ZM169 137V138H170ZM179 137V136H178ZM180 137H183V135L182 136H180ZM185 137H187V136H185ZM228 137V136H227ZM2 138V137H1ZM9 138V137H8ZM7 138V139H8ZM21 138H23V137H21ZM92 138V136L90 137V139ZM113 138V137H112ZM114 138H116V137H114ZM120 138H122V136L120 137ZM159 138V137H158ZM174 138H177V137H175L174 136ZM190 138H192V137H190ZM195 138V137H194ZM199 137L197 136V139H198ZM205 138V137H204ZM210 138H212V136H210ZM224 138H226V137H224ZM223 138V139H224ZM245 138V137H244ZM14 139H16V138H14ZM14 139H12V140H14ZM18 139H19V137H18ZM58 139H60V138H58ZM67 139H65V141L67 140ZM108 139H110V138H107V140ZM118 139V138H117ZM127 139V138H126ZM157 139V138H156ZM179 139V138H178ZM187 139V138H186ZM186 139H184V140H186ZM213 139V138H212ZM210 140V139H208V140H205V141H203V142H201L200 140H198V141H192V142H190L189 144H187L188 146V148L185 146V145H183V146H185L188 150L186 151V156L188 157V164H186V165H188V166H186V167H188V170H189V172H191L192 171V168L193 167H197V166H199L202 170H203V168H204V166H203V164L205 163V162H207L208 160H204V158H208L207 156H212V153L210 154V152H213V151H215V152H217V150L219 149V147H222V145H221V143L222 142H220V141H218V142H220V144H218V143H216L217 142V140L215 141V140ZM3 140H4V138H3ZM70 140V141H71ZM82 140H83V138H82ZM81 140V141H82ZM85 140V139H84ZM86 140H89V139H86ZM106 140V141H107ZM116 140V139H115ZM158 140V139H157ZM166 140H169V139H167L166 138ZM190 140V139H189ZM193 140V139H192ZM2 141V140H1ZM15 141V140H14ZM63 141V140H62ZM70 141H67V142H69L70 143ZM97 141V140H96ZM106 141H104V142H106ZM110 141H112L111 139H110ZM117 141V140H116ZM115 141V142H116ZM122 141V140H121ZM127 141V140H126ZM126 141H125V143H126ZM188 141V140H187ZM191 141V140H190ZM223 141V140H222ZM225 141V140H224ZM239 141V140H238ZM241 141V140H240ZM60 142V141H59ZM88 142V141H87ZM119 143H120V141H118ZM226 142V141H225ZM11 143H12V141H11ZM68 143V144H69ZM72 143H74V142H72ZM81 143H84V144H86L85 142H81ZM89 143V142H88ZM91 143H93V142H91ZM97 143V142H96ZM186 143V142H185ZM224 143V142H223ZM240 143H242V142H240ZM60 145H61V143H59ZM68 144H66V142H65V144L64 145H68ZM104 144V143H103ZM105 144H108V143H105ZM111 144V143H110ZM113 144V143H112ZM129 144V143H128ZM131 144V143H130ZM179 144V143H178ZM182 144H184V143H182ZM233 144V143H232ZM238 144H239V142H238ZM77 145H79V144H77ZM91 145V144H90ZM93 146L95 145V144H92ZM118 145H120V144H118ZM118 145H117V147H118ZM133 145V144H132ZM180 145V144H179ZM224 145V144H223ZM229 145H230V143H229ZM69 146V145H68ZM67 146V147H68ZM70 146L72 147V145L70 144ZM76 146V145H75ZM82 146H87V145H82ZM101 146V145H100ZM104 146V145H103ZM130 146V145H129ZM232 146V145H231ZM237 146V145H236ZM74 147V146H73ZM120 147V146H119ZM121 147H122V145H121ZM124 147V146H123ZM122 147V148H123ZM182 147V146H181ZM235 147V146H234ZM238 147V146H237ZM242 147V146H241ZM245 147V146H244ZM60 148V147H59ZM58 148V149H59ZM62 148H64L63 146H62ZM61 148V149H62ZM78 148H79V146H78ZM94 148H95V146H94ZM94 148H93V150H94ZM98 148H99V146H98ZM104 148V147H103ZM106 148H108V147H106ZM106 148H104V150H107ZM232 148V147H231ZM58 149H56V150H58ZM83 149H84V147H83ZM112 149V148H111ZM114 149V148H113ZM115 149H117V148H115ZM119 149V148H118ZM117 149V150H118ZM126 149H128V148H126ZM222 149H226V148H222ZM221 149V150H222ZM234 149H236V148H234ZM56 150H54V151H56ZM103 150V151H104ZM123 150H125L124 148H123ZM122 150V151H123ZM129 150H130V148H129ZM200 151L199 152V154L196 152V151ZM220 150V149H219ZM229 149H227V151H228ZM243 150V149H242ZM59 151V150H58ZM65 151H67V149H65ZM84 151H85V149H84ZM84 151H81V149H80V152L82 153V152H84ZM101 152L102 153V156H103V153L104 152H106V151H104V152ZM110 152H112L113 150H109ZM115 151V150H114ZM119 151H120V149H119ZM223 151V150H222ZM226 151V152H227ZM233 151V150H232ZM244 151V150H243ZM45 152V151H44ZM57 152V151H56ZM60 152L61 151H59L58 153L60 154ZM73 152H74V150H73ZM89 152H91V151H89ZM96 152V151H95ZM94 152V153H95ZM97 152H99V151H97ZM181 152V151H180ZM180 152H178L177 151V153H180ZM221 152V151H220ZM229 152H231L230 150H229ZM39 153V152H38ZM49 153V152H48ZM57 153V155H59ZM66 153V152H65ZM86 153V152H85ZM92 153H93V151H92ZM94 153L92 154V155H94ZM108 153V152H107ZM114 153V152H113ZM183 153V152H182ZM225 153V150H224V152L223 153H221L220 154V157H221V155L222 154H224ZM243 153V152H242ZM245 153H246V151H245ZM54 155H55V153H53ZM71 154L72 153H70V156H71ZM74 154H76V152L74 153ZM78 154V153H77ZM80 154V153H79ZM90 154V153H89ZM96 154V153H95ZM98 154V153H97ZM105 154V153H104ZM117 154V153H116ZM181 154V153H180ZM218 153H216L215 155H214V157H217L218 155H217ZM40 155H41V153H40ZM44 155H46V153L44 154ZM56 155V156H57ZM62 155H64V154H62ZM118 155V154H117ZM124 156H125V154H123ZM174 155H176V154H174ZM179 155V154H178ZM231 155V154H230ZM233 155V154H232ZM235 155V154H234ZM3 156V155H2ZM1 156V157H2ZM77 156V155H76ZM80 156V155H79ZM85 156H86V154H85ZM89 156V155H88ZM184 157L185 159L187 158V157ZM211 156L209 157V158H211ZM222 156H225V155H222ZM237 156H239V155H237L236 154V157ZM241 156V155H240ZM244 156V155H243ZM4 157V156H3ZM64 157H65V155H64ZM81 157V156H80ZM94 157V156H93ZM106 156H104V159H107V158H105ZM213 157V158H214ZM68 158V157H67ZM70 158V157H69ZM84 158V157H83ZM88 158V157H87ZM86 157L84 158L85 160L87 159ZM117 158H119V157H117ZM123 158V157H122ZM121 158V159H122ZM218 158V157H217ZM216 158V159H217ZM231 158V157H230ZM239 158H242V157H239ZM238 158V159H239ZM243 158H245V157H243ZM44 159V158H43ZM65 159V158H64ZM88 159H90V157L88 158ZM88 159H87V161H85L84 163H88ZM99 159H102V158H98L97 160H99ZM110 159V158H109ZM109 159H107V161H109ZM120 159V158H119ZM131 159V158H130ZM129 159V160H130ZM212 159V158H211ZM222 159H224V158H222ZM221 159V160H222ZM227 159V158H226ZM231 159H233V158H231ZM235 159V158H234ZM91 160H92V158H91ZM116 160V159H115ZM115 160H113L114 162H115ZM118 160V159H117ZM173 160V159H172ZM180 160V159H179ZM203 160H204V162H203ZM215 160V159H214ZM236 160V159H235ZM234 160V161H235ZM240 160H242V159H240ZM240 160H238V162H239V164L238 165H236L237 166V168H238V172L240 173H236V174H239L240 176H243L244 178L243 179H237V180H234V178H232L230 175H229V173H227V175H224L225 173V170H231V165L229 166V165H227V163H226V167H221V164H220V166H219V164H215L214 166H213V163H212V166H213V169L212 170H210L209 169V174L208 173H206L205 172V170L204 171H202V170H200V171H202V174L200 173V171H199V173H197V174H195V175H191V173H190V175H189V178L188 179H186L187 180V184H188V188L187 189H185L184 191H185V197L186 198H184V199H186L187 200V204H185L187 207H186V210H185V212L183 213V218H184V223L185 224H183V222H182V224L183 225H186L185 226V228H186V231L184 232V233H186V235L185 236H182L181 238H183V237H185V241H186V253L184 254L185 255V258H186V264H203L204 262H206V263H208L209 262V264H252V263H249L250 262V257H251V255H250V257H249V254L248 253H250V252H248L247 251V254H245L243 251L241 252V250H240V252H237L236 251V247H238L237 245H239V243H242L243 241H242V238H240V235H238L239 233H237V231H238V229H240V227H251V228H248V230H250V232H252L251 234H252V236L254 235V236H256V237H263V240H264V213L263 214H261V212L260 213H258V212H252V213H247V212H249V209H248V211H245V212H241V210H240V208L241 207H243L244 206V204L241 202V201H238L237 202V196L238 195H240V194H242L243 193V191H245L243 188L241 189L240 188V184H242V187L244 186L243 184L244 183H246V182H244L245 180H246V176H244V174H243V172H241L242 171V164H241V162H240ZM250 159H248V161H249ZM67 161H69V160H67ZM80 161V160H79ZM81 161H83V160H81ZM95 161V160H94ZM101 161V160H100ZM103 161H105V160H103ZM107 161H105L104 163H107ZM110 161H112V160H110ZM120 161V160H119ZM118 161V162H119ZM121 161H123V159L121 160ZM126 161V160H125ZM128 161V160H127ZM137 161V160H136ZM174 161V160H173ZM178 161V160H177ZM184 161H186V160H184ZM183 160H182V162H184ZM186 161V162H187ZM226 161V160H225ZM225 161H222V162H225ZM231 162H229V163H233L232 162V160H230ZM243 161V160H242ZM245 161V160H244ZM66 162V161H65ZM98 162V161H97ZM96 162V163H97ZM102 162V161H101ZM114 162H112V165H113V163ZM171 162V161H170ZM181 162V161H180ZM181 162V163H182ZM185 162V163H186ZM203 162V163H202ZM214 162V161H213ZM54 163V162H53ZM56 163V162H55ZM81 163H83V162H81ZM81 163L79 164L81 167L83 166V165H81ZM95 162L93 163L94 165L96 164ZM100 163V162H99ZM103 163V162H102ZM131 163V162H130ZM145 164H146V162H144ZM202 163V164H201ZM209 163V162H208ZM246 163L248 164V162H247V160H246ZM251 162H249V164H250ZM85 164V165H86ZM98 164V163H97ZM101 164V163H100ZM114 164H116L117 165V163H114ZM122 164V163H121ZM124 164V163H123ZM144 164V165H145ZM148 164V163H147ZM201 164V165H200ZM224 164V163H223ZM233 164H236V163H233ZM255 164H257V163H255ZM262 164V163H261ZM107 165V164H106ZM108 165H110L111 166V163H109ZM127 166H129V163L128 164H126ZM263 165V164H262ZM23 166V165H22ZM21 166V167H22ZM49 166H51V164L49 165ZM102 166V165H101ZM104 166H105V164H104ZM103 166V167H104ZM119 166V165H118ZM126 166V167H127ZM146 166V165H145ZM180 166H182V165H180ZM183 166H184V163H183ZM207 166H209V164H207ZM206 166V167H207ZM234 166V165H233ZM251 166H252V164H251ZM260 166V165H259ZM20 167V168H21ZM25 168H26V166H24ZM57 167V166H56ZM78 167V166H77ZM76 167V168H77ZM92 167H93V165H92ZM92 167H90V168H92ZM102 167V168H103ZM114 167V166H113ZM122 167V166H121ZM124 167V166H123ZM125 167V168H126ZM177 167V166H176ZM244 167V166H243ZM24 168V169H25ZM75 168V167H74ZM99 168H101L100 167V165H99ZM106 168H109L108 166L106 167ZM106 168L104 169L105 171H103L104 173L103 174H105V172H110V171H108V170H106ZM130 168V167H129ZM261 168V167H260ZM79 169V168H78ZM81 169V168H80ZM83 169H85L84 168V166H83ZM83 169H81V171H83ZM119 169V168H118ZM122 169V168H121ZM120 169V170H121ZM127 169V168H126ZM167 170L169 169V168H166ZM165 169V170H166ZM175 169V168H174ZM176 169H178V168H176ZM180 169V168H179ZM179 169H178V171H179ZM181 169H182V167H181ZM196 169V168H195ZM234 169V168H233ZM236 169V168H235ZM247 169V171H248V167L246 168ZM250 169H252V167L250 168ZM256 169V168H255ZM254 169V170H255ZM257 169H259V168H257ZM263 169V168H262ZM26 170V169H25ZM86 170V169H85ZM84 170V171H85ZM100 170V169H99ZM109 170H110V168H109ZM123 170V169H122ZM125 170V169H124ZM166 170V171H167ZM170 170V169H169ZM183 170V169H182ZM186 170V169H185ZM194 170V169H193ZM253 170V169H252ZM75 171H76V169H75ZM79 171V170H78ZM83 171V172H84ZM90 171H91V169H90ZM94 171H95V169H94ZM119 171V170H118ZM127 171H131V170H127ZM197 170H195V172H196ZM233 171V170H232ZM232 171H230V172H232ZM237 171V170H236ZM251 171V170H250ZM250 171H248V172H250ZM263 172H264V169L262 170ZM23 173H24V171H22ZM88 172V171H87ZM100 172V171H99ZM111 172H112V170H111ZM114 172H116L117 173V171H114ZM159 172V171H158ZM173 172V171H172ZM180 172H181V170H180ZM185 172V171H184ZM186 172H187V170H186ZM186 172H185V174H186ZM252 172V171H251ZM255 172H257V170H255ZM258 172H260V171H258ZM262 172V173H263ZM76 173H78V172H76ZM80 173V172H79ZM85 173V172H84ZM96 173V172H95ZM121 173V172H120ZM157 173V172H156ZM169 173V172H168ZM86 174V173H85ZM96 174H98L99 175V173H96ZM106 174H108V173H106ZM112 174V173H111ZM110 174V175H111ZM182 174H183V171H182ZM181 174V175H182ZM184 174V175H185ZM207 174V175H206ZM253 174V173H252ZM259 174V173H258ZM75 175H77V174H75ZM84 175V174H83ZM89 175H90V172H89ZM94 175V174H93ZM117 175H118V173H117ZM187 175V174H186ZM245 175H246V173H245ZM248 175V174H247ZM254 175V174H253ZM263 175V174H262ZM80 176V175H79ZM109 176V175H108ZM111 176H113V175H111ZM123 176V175H122ZM162 176V175H161ZM160 176V177H161ZM179 176V175H178ZM235 176V175H234ZM233 176V177H234ZM260 176L261 175H258V177H257V179L258 178H260ZM264 176V175H263ZM77 177V176H76ZM91 177H93V176H91ZM102 177V176H101ZM115 177H116V175L114 176V180H115ZM117 177H119V176H117ZM121 177V176H120ZM181 178H182V176H180ZM185 177V176H184ZM186 177H188V175L186 176ZM255 177V176H254ZM85 178L87 179V176L85 175ZM139 178H140V176H139ZM144 178V177H143ZM171 178V177H170ZM178 178V177H177ZM176 178V179H177ZM180 178V179H181ZM238 178H239V176H238ZM242 178V177H241ZM248 178V177H247ZM76 179V178H75ZM90 179H93V178H90ZM98 179V178H97ZM96 179V180H97ZM105 179V178H104ZM109 179V178H108ZM108 179H106V180H108ZM123 179H124V177H123ZM123 179H122V181H123ZM126 179H128V178H125L124 180H126ZM130 179V178H129ZM142 179V178H141ZM156 179V178H155ZM185 179V178H184ZM261 179V178H260ZM99 180V179H98ZM101 180V179H100ZM113 180V181H114ZM120 181H121V178L119 179ZM140 180V179H139ZM144 180H145V178H144ZM165 180V179H164ZM171 180V179H170ZM182 180V179H181ZM264 180V179H263ZM89 181V180H88ZM91 181V180H90ZM94 181V179L92 180V183H94L93 182ZM134 181H135V179H134ZM137 181V180H136ZM150 181V180H149ZM168 181V180H167ZM174 181L176 182V180L174 179ZM173 181V185L174 186H176V184H175V182ZM251 181V180H250ZM249 181V182H250ZM253 181V180H252ZM251 181V182H252ZM261 181V180H260ZM84 182H85V180H84ZM99 183L101 182V181H98ZM102 182H103V179H102ZM105 182V184H106V181H104ZM138 182V181H137ZM141 182V181H140ZM142 182H143V180H142ZM141 182V183H142ZM147 182V181H146ZM145 182V183H146ZM166 182V181H165ZM178 182H180V181H178ZM183 182V181H182ZM185 182V181H184ZM183 182V183H184ZM250 182V183H251ZM255 182V181H254ZM264 182V181H263ZM80 182L78 181V183L77 184H79ZM89 183V182H88ZM87 183V187H88V185L90 184H88ZM108 183V182H107ZM115 183H117V182H115ZM126 183V182H125ZM136 183V182H135ZM148 183V182H147ZM186 183V182H185ZM253 183V182H252ZM255 183H257V182H255ZM260 183H262V182H260ZM132 184V183H131ZM134 184V183H133ZM149 184V183H148ZM172 184V183H171ZM80 185V184H79ZM83 185V184H82ZM108 185V184H107ZM109 185H110V183H109ZM109 185H108V188H109ZM112 185H113V182H112ZM111 185V186H112ZM140 185V183L139 184H137V185H135L134 186V188L135 187H138ZM143 185H144V183L142 184V188H143ZM145 185H147V184H145ZM166 185V184H165ZM177 185H180V183L179 184H177ZM184 185V184H183ZM250 186H251V184H249ZM248 185V186H249ZM258 185V184H257ZM92 186H94V185H92ZM91 186V187H92ZM99 186H101V185H99ZM114 187H115V185H113ZM112 186V187H113ZM117 186V185H116ZM122 186H124V182L122 183ZM169 186V185H168ZM187 186V185H186ZM246 186V185H245ZM249 186V187H250ZM262 186V185H261ZM261 186H260V189L262 190H264V188H261ZM78 187V186H77ZM89 187H90V185H89ZM89 187L87 188L88 190H90L89 189ZM98 187V186H97ZM118 187V186H117ZM170 187V186H169ZM168 187V188H169ZM173 187V186H172ZM180 187V186H179ZM184 187V186H183ZM251 187H253L254 189H255V187L254 186H251ZM258 187V186H257ZM80 188V187H79ZM82 188V187H81ZM99 188H102V187H99ZM111 188V187H110ZM165 188V187H164ZM177 188V187H176ZM247 188V187H246ZM245 188V189H246ZM259 188V187H258ZM83 189V188H82ZM93 189L94 188H92V191H93ZM95 189H96V187H95ZM98 189V188H97ZM103 189V188H102ZM104 189H105V187H104ZM117 189V188H116ZM125 188H123V190H124ZM133 189V188H132ZM175 189V188H174ZM181 189V188H180ZM234 189V190H233ZM259 189V190H260ZM111 190H113V189H111ZM120 190H121V187H120ZM129 190H131V189H129ZM134 190V189H133ZM162 190H164V189H162ZM165 190H167L168 191V189H165ZM179 189H177V191H178ZM247 190V189H246ZM252 190V189H251ZM81 191V190H80ZM95 191V190H94ZM97 191V190H96ZM99 191H100V189H99ZM106 191V190H105ZM109 191V190H108ZM134 191H136V190H134ZM140 191V190H139ZM170 191V190H169ZM254 191H258V189L256 188V190H254ZM162 192V191H161ZM163 192H165L166 193V191H163ZM162 192V193H163ZM172 192V191H171ZM179 192V191H178ZM253 192V191H252ZM252 192H250V193H252ZM262 192V191H261ZM260 192V194H262ZM8 193V192H7ZM77 193H78V190H77ZM115 193V192H114ZM124 194H125V190H124V192H123ZM130 193V192H129ZM135 193H137L138 195L136 196V197H138V196H141L142 194H140L139 195V193H138V191L137 192H135ZM168 193V192H167ZM166 193V194H167ZM249 193V194H250ZM75 194H76V192H75ZM86 193H84L83 195H85ZM91 194V193H90ZM93 194H94V192H93ZM97 194H99L98 192H97ZM96 194V195H97ZM123 194V195H124ZM133 194V193H132ZM166 194H163V195H166ZM169 194V193H168ZM167 194V197L169 196V198L168 199H174V197H173V195L175 194L174 193V191H173V195L172 194H170V195H168ZM182 194V193H181ZM109 195V194H108ZM110 195H111V193H110ZM128 195V194H127ZM130 196H131V194H129ZM128 195V196H129ZM134 195V194H133ZM159 195H162L161 193L159 194ZM176 196H177V194H175ZM179 195V194H178ZM246 195H248V192H247V194ZM251 195V194H250ZM258 195V194H257ZM256 195V196H257ZM263 195H264V193H263ZM80 196V199H81V195H79ZM88 196H91V195H88ZM93 196V195H92ZM98 196V195H97ZM96 196V197H97ZM99 196H100V194H99ZM119 196H122V194L120 195L119 194ZM149 196V195H148ZM180 197H181V195H179ZM184 196V195H183ZM249 196V195H248ZM262 196V195H261ZM75 197H77V196H75ZM85 197V196H84ZM95 197V199H100V198H96ZM105 197V196H104ZM110 197V196H109ZM118 197V196H117ZM123 197V196H122ZM121 197V198H122ZM132 197V196H131ZM131 197H130V199H131ZM163 197V196H162ZM161 197V198H162ZM165 197V196H164ZM166 197V198H167ZM179 197V198H180ZM237 197V198H236ZM253 197L255 198V196L253 195ZM252 197V198H253ZM260 196L258 195V198H259ZM263 197V196H262ZM93 199H94V197H92ZM92 198H91V200H89V201H92ZM125 198V197H124ZM129 198V197H128ZM160 198V197H159ZM176 198H178V197H176ZM182 199H183V197H181ZM236 199V200H233V199ZM242 198V197H241ZM250 198H251V196H250ZM253 198V199H254ZM257 198V197H256ZM261 198V197H260ZM79 199V200H80ZM90 199V198H89ZM110 199V198H109ZM116 199V198H115ZM118 199V198H117ZM120 199V198H119ZM138 199H140V198H138ZM144 199V198H143ZM243 199V198H242ZM252 199V200H253ZM262 199V198H261ZM86 200H88V198L86 199ZM101 200H103V198H101ZM124 200V199H123ZM122 200V201H123ZM135 200V199H134ZM160 200H166V202L168 203V201H167V199H164V198H162V199H160ZM258 200H260V199H258ZM257 200V201H258ZM88 201V202H89ZM95 201V200H94ZM120 201V200H119ZM126 201H127V199L126 200H124V203H126ZM131 201H133V199H131ZM170 201V200H169ZM236 201V202H235ZM243 201V200H242ZM256 201V200H255ZM261 201V200H260ZM76 202H78V199H77V201ZM106 202V201H105ZM128 202H129V200H128ZM142 202V201H141ZM146 202H147V200H146ZM146 202H142V203H144V204H146ZM149 202V201H148ZM157 202V201H156ZM186 202V201H185ZM241 202V203H240ZM247 202V201H246ZM263 202V201H262ZM262 202H260V203H262ZM123 203V202H122ZM152 203V202H151ZM158 203V202H157ZM156 203V205H158ZM161 203H162V201H161ZM167 203H164L165 205L167 204ZM172 203V202H171ZM253 204L252 202H249V204ZM255 204H256V202H254ZM260 203H258V208H256L257 209V211H258V209H259V204ZM101 204V203H100ZM115 204H117V203H115ZM120 204V203H119ZM114 205L113 204V207L114 206H116V207H120V205ZM128 204V203H127ZM177 204V203H176ZM175 204V205H176ZM243 204V205H242ZM76 205V204H75ZM92 205V204H91ZM168 205H170V204H168ZM168 205H166V206H168ZM247 205V204H246ZM262 205V204H261ZM264 205V204H263ZM121 206H122V204H121ZM125 206V205H124ZM127 206V205H126ZM137 206V205H136ZM139 206V205H138ZM166 206L164 207V208H166ZM184 206V205H183ZM248 206V205H247ZM250 206V205H249ZM252 206H254V205H252ZM105 207V206H104ZM130 207H131V205H130ZM135 206H133L132 208H134ZM140 207V206H139ZM161 207H163V206H161ZM160 207V208H161ZM178 207V206H177ZM246 207V206H245ZM106 208V207H105ZM124 208H126V207H124ZM123 208V209H124ZM138 208V207H137ZM157 208V207H156ZM158 208H159V206H158ZM167 208H169V206L167 207ZM171 208H172V206H171ZM180 208V209H179ZM178 209L180 210V211H182L181 210V208L183 209V207H179ZM262 208V207H261ZM135 210H136V208H134ZM139 209V208H138ZM137 209V210H138ZM245 209H247V208H245ZM254 209V208H253ZM121 210V209H120ZM136 210V211H137ZM140 210H141V208H140ZM144 210H146V208L144 209ZM155 210V209H154ZM160 210H162V209H160ZM159 210V211H160ZM176 210V209H175ZM178 210V211H179ZM134 211V210H133ZM153 211V210H152ZM159 211H157L156 212V210H155V213H154V211H153V213H154V215L155 216H157L158 214H159ZM165 211H166V209H165ZM177 211V210H176ZM177 211V212H178ZM252 211H254V210H252ZM123 212V211H122ZM129 212H130V210H129ZM132 212V211H131ZM131 212H130V214H131ZM135 212V211H134ZM140 211H137L136 213H139ZM147 212V211H146ZM162 212H163V210H162ZM238 212H240L242 215V217L240 216V214L238 213ZM127 213V212H126ZM135 213V214H136ZM141 213V212H140ZM148 213V212H147ZM178 213H180V212H178ZM177 213V214H178ZM125 214V213H124ZM128 214V213H127ZM126 214V215H127ZM137 215H140V214H137ZM146 215V214H145ZM145 215H142L141 214V216H145ZM166 215V214H165ZM175 215V214H174ZM122 216L124 217V215L122 214ZM140 216V217H141ZM168 216V215H167ZM166 216V218H168ZM169 216H171V215H169ZM181 216V217H182ZM127 217V216H126ZM131 217V216H130ZM146 217V216H145ZM158 217V216H157ZM176 217V216H175ZM174 217V218H175ZM132 218V217H131ZM133 218H135V217H133ZM139 218V217H138ZM138 218H135V219H137V222H138ZM160 218H161V216H160ZM166 218H165V220H166ZM170 218V217H169ZM179 219H180V217H178ZM116 219V218H115ZM162 220V219H161ZM169 220V219H168ZM174 220V219H173ZM182 220V219H181ZM116 221V220H115ZM120 221V220H119ZM175 221V220H174ZM183 221V220H182ZM109 222V221H108ZM122 222H123V220H122ZM125 222V221H124ZM134 222V221H133ZM168 222V221H167ZM173 222V221H172ZM176 222H179V221H176ZM181 222V221H180ZM89 223V222H88ZM90 223H91V221H90ZM114 223V222H113ZM121 223V222H120ZM163 223V222H162ZM165 223V222H164ZM173 223H175V222H173ZM106 224H108V223H106ZM110 224V223H109ZM112 224V223H111ZM125 224H127L126 222L124 223V225ZM129 224V223H128ZM130 224H131V220H130ZM129 224V225H130ZM158 224V223H157ZM156 224V225H157ZM176 224V223H175ZM181 224V223H180ZM86 225H88V224H86ZM91 225H92V223H91ZM91 225H90V227H91ZM115 225H117L116 223H115ZM133 225V223L131 224V226ZM164 225V224H163ZM166 225V224H165ZM172 225H174V224H172ZM93 226V225H92ZM120 226V225H119ZM130 226V227H131ZM134 226H136V225H134ZM160 226V225H159ZM90 227H88V228H90ZM108 227V226H107ZM106 227V228H107ZM109 227H112V226H109ZM115 227V226H114ZM172 227H174V226H172ZM176 227V226H175ZM237 227V228H236ZM91 228H94V226L93 227H91ZM90 228V229H91ZM116 228V227H115ZM118 228V227H117ZM116 228V229H117ZM125 228V227H124ZM123 228V229H124ZM164 228V227H163ZM95 229V228H94ZM121 229H122V226H121ZM129 229V228H128ZM131 229V228H130ZM139 229V228H138ZM175 229V228H174ZM177 229V228H176ZM245 230H246V228H244ZM117 230H119V229H117ZM132 230H134V228L132 229ZM140 230V229H139ZM161 230V229H160ZM242 230V229H241ZM241 230H239V231H241ZM109 231V230H108ZM110 231H112V229H110ZM109 231V232H110ZM124 231V230H123ZM173 231V230H172ZM247 231V230H246ZM117 232V231H116ZM115 232V233H116ZM136 232H138V231H136ZM174 232V231H173ZM179 232H181V231H179ZM182 232V233H183ZM249 232V233H250ZM99 233H101V232H99ZM107 233V232H106ZM111 233V235H112V232H110ZM125 233H127V231L125 230ZM124 233V234H125ZM177 233V232H176ZM243 233H245V231L243 232L242 231V233H241V235L243 234ZM95 234V233H94ZM108 234V233H107ZM123 234V233H122ZM130 234V233H129ZM161 234V233H160ZM163 234V233H162ZM173 234H175V233H173ZM180 234V233H179ZM247 234V233H246ZM93 235V234H92ZM102 235H104V234H102ZM106 235V234H105ZM119 235H120V233H119ZM144 235V234H143ZM249 235V234H248ZM123 236V235H122ZM121 236V237H122ZM135 236V235H134ZM146 236V235H145ZM171 236V235H170ZM173 236V235H172ZM239 236V237H238ZM247 235H245V237H246ZM11 237V236H10ZM118 237V236H117ZM116 237V238H117ZM120 237V236H119ZM118 237V238H119ZM128 237V236H127ZM127 237H122V238H127ZM140 237H142V236H140ZM139 237V238H140ZM159 237H161V236H159ZM173 237H175V236H173ZM242 237V236H241ZM243 237H244V234H243ZM248 237V236H247ZM246 237V238H247ZM250 238V240L249 241H251V240H253V239H251L252 237L251 236H249ZM0 238H2V237H0ZM105 238V237H104ZM122 238H120V239H122ZM131 238H132V236H131ZM145 238V237H144ZM179 238V237H178ZM261 238L259 239V241L261 240ZM109 239V238H108ZM129 239V238H128ZM136 239H137V237H136ZM141 239V238H140ZM146 239V238H145ZM165 239V238H164ZM177 239V238H176ZM245 239V238H244ZM1 240H3V239H1ZM107 240V239H106ZM115 240V239H114ZM114 240H112V242L114 243L115 241ZM130 240H133V238L132 239H130ZM144 240V239H143ZM167 240H170V237H167ZM181 240V239H180ZM256 240H258V239H254V241H256ZM109 241V240H108ZM107 241V242H108ZM117 241V240H116ZM135 241V240H134ZM140 241V240H139ZM146 241V240H145ZM163 241V240H162ZM248 241V240H247ZM2 242V241H1ZM119 242V241H118ZM125 242L127 243V242H129V240L128 241H126L125 240ZM125 242H121V243H125ZM131 242V241H130ZM141 242V241H140ZM161 242V241H160ZM159 242V243H160ZM176 242H178L177 240H176ZM181 242V241H180ZM264 242V241H263ZM5 243V242H4ZM108 243H110V242H108ZM117 243V242H116ZM116 243L114 244V245H116ZM136 243V242H135ZM151 243V242H150ZM175 243V242H174ZM182 243V242H181ZM244 243H245V240H244ZM244 243H242V244H244ZM256 243V242H255ZM118 244V243H117ZM138 244V243H137ZM163 244V243H162ZM170 244H172V243H170ZM179 244V243H178ZM177 244V245H178ZM184 244V243H183ZM120 245V244H119ZM122 245V244H121ZM141 245V244H140ZM147 245V244H146ZM152 245V244H151ZM157 245V244H156ZM169 245V244H168ZM167 245V246H168ZM174 245V244H173ZM185 245V244H184ZM183 245V246H184ZM245 245V244H244ZM255 245H259V244H253V246H255ZM129 246V245H128ZM134 246V245H133ZM137 245H135L134 247H136ZM160 246V245H159ZM166 246V245H165ZM174 246H176V245H174ZM180 246V245H179ZM252 246V245H251ZM259 246H261V244L259 245ZM125 247H126V245H125ZM131 247V246H130ZM138 247V246H137ZM140 247V246H139ZM149 247V246H148ZM151 247V246H150ZM243 247V246H242ZM250 247V246H249ZM129 248V247H128ZM142 248V247H141ZM240 248V247H239ZM257 248V247H256ZM256 248H255V250H256ZM262 248L264 249V246H262ZM125 250L127 249V248H124ZM123 249V250H124ZM152 249V248H151ZM167 249H169V248H167ZM172 249V248H171ZM171 249H169V250H171ZM175 249V248H174ZM182 249V248H181ZM243 249V248H242ZM251 249V248H250ZM260 250H261V248H259ZM124 250V251H125ZM136 250V249H135ZM145 250H147V249H145ZM153 250V249H152ZM178 250V248L177 249H175V251H177ZM238 250V249H237ZM249 250V249H248ZM117 251V250H116ZM122 251V250H121ZM123 251V252H124ZM127 251V250H126ZM148 251V250H147ZM154 251V250H153ZM161 251V250H160ZM172 251V250H171ZM170 251V252H171ZM180 251V250H179ZM239 251V250H238ZM119 252V251H118ZM133 252V251H132ZM159 252V251H158ZM162 252H163V250H162ZM166 252V251H165ZM178 252V251H177ZM181 252H183V250L181 251ZM180 252V253H181ZM252 252H254V250L252 251ZM120 253H122V252H120ZM127 253H129V252H126V255H127ZM152 253V252H151ZM160 253V252H159ZM164 253V252H163ZM179 253V254H180ZM255 253H256V251H255ZM254 253V254H255ZM258 253V252H257ZM111 255L113 254V253H110ZM118 254V253H117ZM117 254H115V255H117ZM145 254H147V253H145ZM153 254V253H152ZM156 253H154V255H155ZM167 253H165L164 255H166ZM170 254V253H169ZM182 254V253H181ZM260 254V253H259ZM258 254V255H259ZM85 255V254H84ZM119 255V254H118ZM121 255V254H120ZM159 255V254H158ZM252 255H253V253H252ZM256 255V254H255ZM255 255H253V256H255ZM264 255V254H263ZM121 256H123V255H121ZM143 256H145L144 254H143ZM147 256H150V255H147ZM155 256H157V254L155 255ZM160 256H163V255H160ZM167 256V255H166ZM170 256V255H169ZM183 256V255H182ZM260 256H262V255H259L258 257H260ZM119 257V256H118ZM124 257H125V255H124ZM136 258H137V256H135ZM138 257H140V255L138 256ZM151 257V259L153 258L152 256H150ZM164 257V256H163ZM163 257H162V259H163ZM177 257V256H176ZM122 258V257H121ZM120 258V259H121ZM125 258H127V257H125ZM141 258H142V254H141ZM154 258H156L157 259V257H154ZM170 258V257H169ZM178 258V257H177ZM179 258H181L180 256H179ZM253 258V257H252ZM257 258V257H256ZM89 259V258H88ZM144 259V258H143ZM174 259H176V258H174ZM184 259V258H183ZM182 259V260H183ZM247 259V260H246ZM259 261H261L262 259L264 260V258H263V256H262V258H261V260L259 259V258H257ZM111 260H112V258H111ZM114 260V259H113ZM142 260V259H141ZM146 260V262H148L147 261V259H145ZM145 260H142L143 262L145 261ZM150 260V259H149ZM153 260V259H152ZM164 260H166V259H164ZM177 260V259H176ZM257 260V261H258ZM115 261V260H114ZM118 261V260H117ZM122 261V260H121ZM160 261V260H159ZM159 261H157V262H159ZM168 261V260H167ZM173 261V260H172ZM184 261H185V259H184ZM208 261V262H207ZM249 261V262H248ZM253 261V260H252ZM257 261H254L255 263L257 262ZM258 261V262H259ZM111 262H113V261H111ZM161 262V261H160ZM163 262V261H162ZM175 262H177L178 264L180 263V261H175ZM174 262V263H175ZM262 262V261H261ZM264 262V261H263ZM118 264H119V262H117ZM116 263V264H117ZM142 263V262H141ZM172 263V262H171ZM173 263V264H174ZM177 263H175V264H177ZM183 263H185V262H183ZM110 264V263H109ZM112 264H114V262L112 263ZM152 264V263H151ZM155 264H157L156 262H155ZM160 264V263H159ZM163 264V263H162ZM165 264V263H164ZM263 264V263H262Z\"/></svg>","mask_w":264,"mask_h":264}]
</instances>
